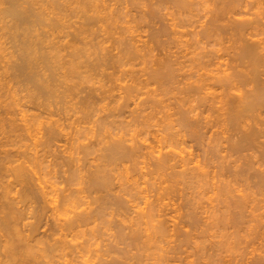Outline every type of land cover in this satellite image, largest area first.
Wrapping results in <instances>:
<instances>
[{"label":"rangeland","instance_id":"374dc122","mask_svg":"<svg viewBox=\"0 0 264 264\" xmlns=\"http://www.w3.org/2000/svg\"><path fill=\"white\" fill-rule=\"evenodd\" d=\"M1 1V0H0ZM60 1V3L61 2H63V5L62 6H64L63 8H64V10L62 9V12L64 13H61L59 16H57L58 15V13H56L57 11H56V9H55V11L53 10L54 8H50L48 5H46L45 3H44V7H46V11H47V13L49 12L50 13V16L51 17H56V21H58L60 18V20L58 21V23L56 24V26H57V28H56V26L54 27L53 25H52V27L50 28V25H49V28L51 29H49L48 27H43V30L41 29L42 27H40V29L42 30V31H46L48 34L50 33L51 34V36H50V34H49V36H48V41L50 40V47L51 46H53V45H56L57 44V46L58 47H60V46H62L60 49V51H61V57L63 58V60L65 61H69L71 58V55H72V53L73 52H75L76 51V49L77 50H79L78 48H86L85 49V51L87 50V49H89V50H87V52H85L84 54H86V55H84L83 54V52H84V49H83V52H82V54L83 55H81L82 57L79 59L80 60V62L82 61L84 64L86 63V65L84 66V64H81L84 68H81V70L82 69H84L83 71H84V73L87 71V69L88 70H90V71H87L86 73H89L88 75H90V76H88V80L86 81V80H83V79H81V81L79 80L78 81V79L76 80V81H74L75 83H77V89L75 88V90H73V94L71 93V94H69V95H66V98H64V99H61V101H58L57 99H55L57 102H54V101H47V100H44L43 98H37V97H34V99H33V97H32V95L30 94V92L27 90L28 88L27 87H25L24 85H22L21 83H18L16 80H18L16 77H14V78H12V75L14 76V74H11L12 73V71L10 72L9 71V69H8V67L11 65V61H13L14 60V57H13V59L11 58V57H9V55L11 54L12 55V53L11 52H13L14 50V40L13 39H11V37H10V35L8 34V36H4L3 37V35L4 34H7V32L5 33L3 30H0V31H3L4 32V34H1L0 36H1V39H2V44H0L1 46H2V50H1V48H0V62H2V63H0V94H3V96H1L0 95V118H2V120L0 119V158L1 157H3L5 154H4V152L3 151H8L9 153H13L14 155H15V157H14V160H16L15 162L16 163H18V164H16L15 163V165H14V163L13 164H6L5 166L9 169V167H11V166H16V165H19V164H23L24 163V165H25V167L27 166V168H28V170H30V178H32V179H30L29 181H31V184L30 185H34L35 184V188H39V187H45V191H47V192H49L50 190H52L53 188H54V185H55V188L53 189L54 191L52 192V194L50 195V196H47L48 198L47 199H49V198H51V197H53L54 199H55V202H52V201H50L49 200V202H51L52 204H50V203H47L46 204V206L45 207H47V209H46V212L48 213V214H46V216H47V219L45 218V220L44 221H42V226H41V228H40V230H38V232L40 231L41 233L42 232H44V231H42V230H46V232H48L50 229H48V228H51V227H48V225H51V222L52 223H54V224H52L53 226L52 227H55V225L56 224H59L57 221L59 220V222L60 223H64V222H66V220H70L74 215H75V213L76 212H80V211H84V210H89L90 209V207L91 208H97L96 210L94 209V215L95 216H99V218H100V215H98V214H102L103 213V211H104V208H106L104 205L106 204V205H108L109 203H110V206H112V208L111 209H109L110 208V206H109V208L108 209H105V211H106V213H105V215H107V216H104L105 218H104V220L102 221V219L103 218H100V220L99 221H97V222H94V225L93 224H91V226H90V224L89 225H85L84 226V229H83V231L81 232L79 229H81V228H78V229H76V231H74L72 234H69L70 236H68L66 239H67V241L68 240H71V245H77V243L79 244L78 246H80V244H81V246L79 247V249L78 248H76L75 250H77V251H75L73 248H74V246L72 247V253L73 254H71V253H67L66 255H59V256H56V258H54V262H53V264H65L66 263V261H67V263L66 264H78V263H83V264H85V263H87V264H100L101 262H102V264H108L109 263V261L111 260L112 261V264H114V262L116 263V259L114 260V258L115 257H118V256H116V255H120V256H126V257H133L134 255H136V254H138L139 255V258L141 259V260H143V261H141V260H137L136 261V258L135 257H133V260H131V262H130V260L128 261L129 262V264H136V262H137V264H139V262H141V264H162V263H165V264H203V262L205 263V261L207 260L208 261V259L210 258V254L212 255V254H217V253H215V250H216V248L215 247H213L214 245L216 246V244L217 243H220L221 244V241H224V240H228V242L230 241H233L234 239H233V234H232V232H234L235 230L231 227L232 225H230L229 227H230V229H229V227H228V225H227V227H225V226H223V225H221V224H224V223H219V222H217V223H219V225H217L216 223V225L214 224V227H212V225H210L211 227H212V230H211V227L209 226V224L210 223H212L213 221V219H214V214H213V206L215 205V207H217V205L219 204L220 206H218L217 208L219 209V210H216L215 208H214V211H217L218 213L219 212H222V211H220V209L222 208L221 207V205H223V204H220V203H218V202H220V199H219V201L218 200H214V197H216V196H214V194H213V188L212 187H210L209 188V191H212V192H209L208 193V191L206 190L205 192H203V194L204 193H206V194H204V198L201 196V190L202 189H200V187H199V189H197V190H200V191H197V190H193V189H190L187 185H186V183H184V182H180L179 183V186H177L178 185V183H177V185H176V183H174V180L172 179V178H170L169 176L171 175V171H178V169L180 170V168H175V169H170V170H168L167 169V172H165L164 170L163 171H158V172H160V173H158V172H156V174H152V171L154 170V165H153V167L151 166L153 163H154V160H155V158L154 157H152V155L151 154H149L151 151L150 150H152V148H157L158 150L160 149V150H162L163 148V150L166 152L167 150H170L171 148H172V150L174 149V151L177 153V152H180V154H181V151L183 152L182 153V156L185 154V158H187V157H189V156H191V157H193L194 159H196L195 160V162L197 161V160H199V158H200V160L201 161H204L205 159H207V156H208V158L210 157V155L209 154H206L207 152V148L209 147V146H218L217 148L219 149V152H218V154L219 155H224V154H227V155H230V154H234V153H230L231 152V150L229 149H227L228 148V145L229 144H231V143H235L234 141H235V139L240 135L239 133H237V131H236V135H233V134H235V132L232 130H230V131H226V133H224L225 131L224 130H222V128L223 129H225L226 130V128H229V127H224L225 125H222V124H219V128L217 127V126H215V128L213 127V128H211L210 130L212 131H210L209 130V128L208 129H206V130H209V131H207L206 132V134L203 136V139H196L195 137H193V135L190 133V131H188V132H185L186 130H184V131H182V129H181V126H179L180 124H178V122H177V119L179 118V113H178V111H177V109H179L180 110V108H181V105L182 106H187V104H189L190 102H185V99H181L182 97L184 98H186L187 97V95L186 96H183L184 94L183 93H179L180 91H182L183 90V88H184V85H185V81L187 80V79H184L183 78V76H179V75H182V74H188V73H193V71L191 70V69H193L194 68V64H193V66H192V62L190 61H188L187 62V56H188V53H189V51H190V53L191 52H203V51H207L208 49V51H217V53L218 54H222L223 52V54H222V56H223V58H222V56H221V60H219V61H225V59H226V61L227 60H229L230 61V55H234L235 53H236V51H235V53H234V50H236V46H235V44H237V43H235L234 44V46H233V43H234V40H232L233 38H231V37H229V36H231V35H229V36H226L227 38H231V40L233 41V42H231L230 41V39H227L225 36H224V39L221 37V40H219L220 41V43H214V45H211V44H204V43H202L201 45H200V47H197V46H195V48L194 47H191L193 44H194V42H192L195 38H197V37H195L194 38V35L196 34V32H198L199 30H201V28H202V26H198V25H204V24H202L203 22H205V21H207V18H208V15H210V14H208V10L212 7V5L210 4V6L211 7H209V4H205V0H201V2L202 1H205L204 3L202 2V5L204 4V6H201V4H197L196 6H194L195 8H193V10H191L192 11V13H190V14H188L189 16L188 17H184L185 18V20L186 21H188L189 22V24L191 23V26L188 24V22H186V26L185 25H182L181 27H179L178 28V26H180V24L178 25V26H176V25H174L173 24V22L175 23V24H177V22L179 23V22H181V20H184V18L182 19L181 17L182 16H180V15H178L180 12H178V10H177V8H175V6H173V5H170V6H168V4H165L166 6H168V7H165V5H164V7L163 6H161L159 3H158V1L156 2V1H153V0H99V2H96V4L97 3H99L98 4V6H100L98 9H96V8H94V9H96V10H98V11H96V14H95V10L92 8V9H90V11H89V7L88 6H85L86 8H84V5H85V3H87V5H89V4H91V5H89L90 6V8L92 7V2H91V0H89L90 1V3H88V0H84L85 2H84V5H82V3H83V0L81 1V0H79V1H81V2H79L78 0L76 1V0H59ZM87 1V2H86ZM94 1V0H93ZM95 1H97V0H95ZM95 1H94V4H95ZM140 2V3H138V2ZM146 1V2H145ZM246 1H248V0H246ZM252 0H249V3L251 2ZM253 1H255V0H253ZM65 2H70V3H65ZM74 2V3H73ZM152 2V3H151ZM153 2H156V4H158L157 6L155 5V3H153ZM198 2V1H197ZM65 3V4H64ZM75 3H77V4H75ZM79 3H81V4H79ZM107 3V4H106ZM117 3V4H116ZM145 3V4H144ZM148 3V4H147ZM252 3H254V2H252ZM48 4V3H47ZM62 4V3H61ZM102 4V5H101ZM135 4V5H134ZM0 5H1V3H0ZM67 5V6H66ZM79 5H81V7H83V10H84V14H83V10L81 9H79V8H81ZM104 5H105V7H104ZM107 5H109V6H107ZM140 5H142V7H141V9H140ZM153 5V6H152ZM1 6H3V5H1ZM43 6H39V7H41V8H43V10H44V7ZM52 6V5H51ZM69 6V7H68ZM77 6H79L78 8H77ZM107 6V7H106ZM114 6V7H113ZM135 6H137V7H135ZM146 6V7H145ZM159 6V7H158ZM205 6H208V7H205ZM249 7H247V6H242L241 7V9H245V10H248L247 12H249L250 10L252 11V9L254 10L255 8H256V6L257 5H253V6H255V8H252V9H250L251 8V3H250V5H248ZM252 6V7H253ZM23 7V8H22ZM27 7V8H26ZM48 7V8H47ZM66 7V8H65ZM70 7H72V8H70ZM109 7V8H108ZM118 8V9H116V8ZM119 7H121V8H119ZM170 7V8H169ZM246 7H247V9H246ZM1 8V7H0ZM3 8V7H2ZM21 8L24 10H27L28 8H29V4L27 5V3H26V5L25 4H23V5H21ZM49 8H50V10H49ZM68 8V9H67ZM106 8H107V10L109 11H107L106 10ZM130 10L129 12H128V9ZM157 8V9H156ZM174 8V9H173ZM207 8H208V10H207ZM48 9V10H47ZM51 9H52V11H51ZM71 9V10H70ZM74 9V10H73ZM78 9V10H77ZM117 11H116V10ZM122 9V10H121ZM144 9V10H143ZM146 9V10H145ZM161 9V10H160ZM2 9H0V11H1ZM66 10H68V11H66ZM75 10H77L76 12H75ZM102 10V11H101ZM127 10V11H126ZM153 10V11H152ZM158 11L159 10V12L158 13H160V14H156V16L154 15V13H152V12H154V11ZM245 10H244V12H245ZM257 10V8L255 9V11ZM65 11L67 12V13H65ZM75 13H74V12ZM82 11V12H81ZM85 11H86V13H85ZM89 13H88V12ZM94 13H93V12ZM104 11V12H103ZM107 11V13H105ZM113 11V12H112ZM125 11H126V16L124 15L125 14ZM138 11H140V12H138ZM145 11V12H144ZM149 11V12H148ZM151 11V12H150ZM175 11V12H174ZM204 11H205V13H204ZM207 11V12H206ZM255 11H252V12H255ZM55 12V13H54ZM69 12V13H68ZM79 12V13H78ZM110 12H112V13H110ZM114 12H115V14H114ZM118 12H119V16H118ZM122 12V13H121ZM244 12L242 13V14H244ZM1 13V12H0ZM48 13V14H49ZM74 13V14H73ZM88 13V14H87ZM98 13V14H97ZM144 13V14H143ZM182 13H184V12H182ZM63 14V15H62ZM66 14V15H65ZM72 14V15H71ZM81 14V15H80ZM85 15L86 14V16L87 17H83V15ZM105 15V16H103V15ZM109 14V15H108ZM153 14V15H152ZM208 14V15H207ZM242 14L239 16V15H237V17L236 18H238L239 17V19H240V17L241 18H244V16H247V18L249 17V19H252L253 18V14H252V18H251V15H250V13H249V15L247 14V15H244V16H242ZM62 15V16H61ZM65 15V17H64V20L62 19L63 18V16ZM68 15V16H67ZM72 17H71V16ZM77 15H79L78 16V18H77ZM92 15H94V16H92ZM129 15V16H128ZM133 15H136V16H133ZM141 16V17H139V16ZM143 15V16H142ZM207 16V18L206 17H204V16ZM61 16V17H60ZM114 18H112V17ZM118 16V17H117ZM125 16V17H124ZM145 16V17H144ZM154 16V17H153ZM158 16V17H157ZM167 16V17H166ZM173 16H174V18H173ZM177 16V17H176ZM180 16V17H179ZM74 17H76L75 18V21H74ZM94 18V19H92V18ZM95 17H97L96 19H95ZM102 17V18H101ZM108 19H107V18ZM132 17V18H131ZM144 17V18H143ZM166 17V18H165ZM168 17H169V19H168ZM171 17V18H170ZM70 18V19H69ZM82 18H83V20H82ZM101 18V19H100ZM103 18L105 19L106 18V21H104L103 20ZM116 18V19H115ZM119 18H121L120 20H119ZM154 18H156L155 20H153ZM202 18V19H201ZM246 18V17H245ZM246 18V19H247ZM78 19V20H77ZM118 19V20H117ZM133 19V20H132ZM141 19V20H140ZM143 19V20H142ZM146 19V20H145ZM147 19H148V22H147ZM158 19H159V21H158ZM161 19V20H160ZM173 19V20H172ZM204 19H205V21H204ZM1 20L2 19H0V24H1ZM55 20V19H54ZM82 20V21H81ZM100 20V21H99ZM109 20V21H108ZM111 20V21H110ZM113 20L115 21L114 23H112L113 22ZM132 20V21H131ZM165 20V21H164ZM171 20H172V22H171ZM178 20V21H177ZM198 20V21H197ZM200 20V21H199ZM4 22H2V23H4V24H8V23H5V21L6 20H3ZM67 21V22H66ZM80 21V22H79ZM84 21V22H83ZM108 21V22H107ZM117 21H119L118 23H116ZM127 21V22H126ZM130 21V22H129ZM137 21V22H136ZM141 23H140V22ZM149 21H150V23H149ZM170 21V22H169ZM176 21V22H175ZM201 21H203V22H201ZM10 24H11V22L10 21H8ZM71 22H73V23H71ZM103 22V25L101 24ZM123 22H125V23H123ZM134 22V23H133ZM139 22V23H138ZM199 22V23H198ZM67 23V24H66ZM76 25H75V24ZM90 25H89V24ZM108 23V24H107ZM122 23V24H121ZM126 23H127V25H126ZM145 23H147V25L145 24ZM166 25H165V24ZM169 23H170V25H169ZM198 23V24H197ZM201 23V24H200ZM81 24H83V25H81ZM93 24V25H92ZM104 24H106V25H104ZM117 24V25H116ZM155 24V25H154ZM158 24V25H157ZM164 24V25H163ZM171 24H172V26H171ZM2 25V24H1ZM64 25H66V26H64ZM69 25V26H68ZM72 25H73V27H72ZM81 25V26H80ZM109 25V26H108ZM119 25V26H118ZM123 25V26H122ZM197 25V26H196ZM7 25H5V27H6ZM9 26V25H8ZM42 26H44V25H42ZM45 26H47V25H45ZM59 26V27H58ZM61 26V27H60ZM65 27V29H63L64 27ZM75 26V27H74ZM93 26V27H92ZM112 26V27H111ZM149 26V27H148ZM162 26H164V28H169L170 29V31H172V32H168L167 31V28L166 29H164V31H163V27ZM176 26V27H175ZM184 26V27H183ZM2 27H4V25H2ZM85 27V28H84ZM96 27V28H95ZM98 27H100L99 29H98ZM115 27V28H114ZM117 27V28H116ZM121 27V28H120ZM127 27V28H126ZM156 27V28H155ZM197 27V28H196ZM199 27H200V29H199ZM1 28V27H0ZM47 28V29H46ZM53 28V29H52ZM68 28V29H67ZM74 28V29H73ZM91 28V29H90ZM93 28V29H92ZM103 28V29H102ZM110 28V29H109ZM123 28V29H122ZM124 28H125V30H124ZM172 28H173V30H172ZM185 28V29H184ZM196 30H195V29ZM2 29H4V28H2ZM113 29V30H112ZM129 29V30H128ZM168 29V30H169ZM177 31H176V30ZM182 29V30H181ZM4 30H6V28L4 29ZM64 31L63 33H62V31ZM70 30V31H69ZM79 30V31H78ZM82 30V31H81ZM86 30V31H85ZM90 30V31H89ZM105 30H106V32H105ZM123 30V31H122ZM193 30L195 31V32H193ZM68 31V32H67ZM74 31H75V33H74ZM81 31V32H80ZM85 31V32H84ZM105 32V33H103V32ZM111 31V32H110ZM120 32V33H116V32ZM127 31V32H126ZM151 31H152V33H151ZM160 31V32H159ZM162 31L163 32H165V31H167V33H169V34H167L166 32V34L167 35H165V33H162ZM175 31H176V33H175ZM183 31H184V33H183ZM46 32H43L44 33V35L46 36V38H47V33ZM60 32H61V34H60ZM108 32V33H107ZM116 34H115V33ZM133 32V33H132ZM155 32L158 34H156L155 35ZM174 32V33H173ZM187 32V33H186ZM0 33H2V32H0ZM53 33V34H52ZM70 33V35H68ZM93 33V34H92ZM97 33V34H96ZM112 33H113V35H112ZM123 33V34H122ZM128 33V34H127ZM151 33V34H150ZM160 33V34H159ZM162 33V34H161ZM171 33V34H170ZM178 33V34H177ZM191 33V34H190ZM195 33V34H194ZM74 34V35H73ZM85 34V35H84ZM90 34V36H87V35H89ZM105 34L106 35H108V36H105ZM118 34H120V35H118ZM127 34V35H126ZM140 34V35H139ZM148 34V35H147ZM175 34V35H174ZM186 35V37H185V35ZM194 34V35H193ZM227 34H229V33H227ZM57 35V36H56ZM102 35V36H101ZM130 35H132L133 36V38H132V36H130ZM151 35V36H150ZM169 35V36H168ZM179 35H181V36H179ZM225 35H226V33H225ZM64 36V37H63ZM68 36V37H67ZM80 36H82V37H80ZM98 36V38H100V39H98V38H95V37H97ZM104 36V37H103ZM111 36H113V37H111ZM117 36H119L118 37V39L116 38ZM120 36H122V37H120ZM140 36V37H139ZM153 36V37H152ZM250 36V35H249ZM248 36V37H249ZM264 35H262V37H263ZM10 37V38H9ZM56 37V38H55ZM62 37V38H61ZM87 37V38H86ZM112 38V40H111V38ZM125 37V38H124ZM149 37V38H148ZM151 37V38H150ZM158 37V38H157ZM165 37V38H164ZM168 37V38H167ZM171 37V38H170ZM173 37V38H172ZM177 37V38H176ZM247 37V38H248ZM259 37H261V36H258V37H256V39L257 38H259ZM6 38V39H5ZM53 38V39H52ZM67 38V39H66ZM69 38V39H68ZM105 38V39H104ZM109 38V39H108ZM114 38V39H113ZM116 38V39H115ZM121 38V39H120ZM122 38H123V40H122ZM153 38H154V40H153ZM162 38V39H161ZM187 38V39H186ZM0 39V40H1ZM21 39V38H20ZM55 39V40H54ZM77 39H78V41H77ZM88 39V40H87ZM94 39V40H93ZM102 39H104L103 41H102ZM152 39V40H151ZM164 39V40H163ZM178 39V40H177ZM191 40V42H192V45H191V42H190V40ZM223 39V40H222ZM227 39V40H226ZM9 40V41H8ZM11 40V41H10ZM13 40V41H12ZM76 40V41H75ZM91 40V41H90ZM107 40H109V41H107ZM112 42H111V41ZM120 40H121V42H124V41H128V42H132L131 44L133 45H131V44H129L131 47H130V49L132 48V47H135L134 45H136V47L135 48H132L133 49V51L135 50V52L137 51V49L138 48H140V49H138V51L139 52H137V53H135V54H138V57L137 56H135L134 54H132V55H129V56H126V53H127V55H128V53L130 54L131 52L132 53H134L133 51H130V52H128L129 51V49H126V48H124L125 50H123L122 48H123V46H121L120 44H121V42H120ZM143 40V41H142ZM150 40V41H149ZM158 40V41H157ZM174 40V41H173ZM176 40V41H175ZM253 40H255V37H254V39ZM56 41V42H55ZM63 41L65 42L64 43V45L66 46V49H65V46L62 44L63 43ZM68 41H70V42H68ZM90 41V42H89ZM119 41V42H118ZM179 41H180V43H179ZM185 41V42H184ZM226 41V42H225ZM228 41V42H227ZM13 42V43H12ZM79 42V43H78ZM96 42V43H95ZM104 42V43H103ZM157 42H160V43H157ZM166 42V43H165ZM184 42V43H183ZM187 42V43H186ZM189 42V43H188ZM223 42V43H222ZM5 43V44H4ZM11 43V45L9 46V44ZM52 43V44H51ZM56 43V44H55ZM59 43V44H58ZM94 43H95V45H94ZM100 43V44H99ZM108 43V44H107ZM114 43H115V45H116V48H115V46H114ZM137 43V44H136ZM182 43V44H181ZM186 43V44H185ZM212 43V44H213ZM80 44V45H79ZM87 44V45H86ZM106 44V45H105ZM145 44V45H144ZM175 44V45H174ZM189 44H190V46H189ZM218 44V45H217ZM4 45H6L5 47H6V51H4L5 49H3V46ZM69 45V46H68ZM79 45V46H78ZM98 45V46H97ZM103 45V46H102ZM149 45H150V48H149ZM153 45V46H152ZM184 45H185V47H184ZM196 45V44H195ZM211 45V46H210ZM220 45V46H219ZM0 46V47H1ZM7 46H8V48H7ZM72 46V47H71ZM91 46V47H90ZM95 46H97V47H95ZM99 46H101V47H99ZM105 46V47H104ZM112 46V47H111ZM121 48H120V47ZM162 46V47H161ZM174 46V47H173ZM182 46V47H181ZM99 47V48H98ZM119 47V48H118ZM144 47V48H143ZM180 47V48H179ZM191 47V48H190ZM197 47V48H196ZM212 47V48H211ZM231 47H235L234 49L233 48H231ZM62 48H63V50H62ZM76 48V49H75ZM90 48H92L91 49V51H90ZM100 48H101V50H100ZM103 48V49H102ZM114 48V49H113ZM118 48V49H117ZM201 48V49H200ZM205 48H208V49H205ZM231 48V49H230ZM65 49V50H64ZM74 49V50H73ZM97 49V50H96ZM108 49L109 50H111V51H109V52H107L108 51ZM118 51H117V50ZM131 49V50H132ZM144 49V50H143ZM194 49V50H193ZM197 51H196V50ZM203 49V50H202ZM222 49V50H221ZM10 50V51H9ZM13 50V51H12ZM102 50H104L103 52H102ZM107 50V51H106ZM112 50H113V52H112ZM120 50V51H119ZM146 50H147V52L150 54H148L147 52H146ZM160 50H162V51H160ZM175 51V52H173V51ZM218 50H219V52H218ZM225 50V51H224ZM2 51H4V52H2ZM64 51H67V53L65 52L64 53ZM116 51H117V53H116ZM140 51H141V54H140ZM152 51V52H151ZM154 51V52H153ZM166 51V52H165ZM215 51V52H216ZM223 51V52H222ZM78 51H76L75 53H77ZM101 52H102V54H101ZM121 52V53H120ZM144 52V53H143ZM172 52V53H171ZM194 52V53H195ZM228 52V53H227ZM6 53V54H5ZM89 53H91V54H89ZM104 53V54H103ZM111 53V54H110ZM113 53V54H112ZM118 53H119V58L117 57L118 56ZM145 53H147V54H145ZM175 53V54H174ZM187 53V55H185ZM190 53H189V56L188 57H191L193 54L191 53V55H190ZM227 53V54H226ZM69 54V55H68ZM90 55V57H89V55ZM108 54H110L109 55V57L107 58V56H108ZM120 54H123V55H120ZM124 54H125V56H124ZM145 54V55H144ZM166 54V55H165ZM224 54H225V56H224ZM230 54V55H229ZM10 55V56H11ZM92 55V56H91ZM98 55V56H97ZM104 55L106 56V57H104ZM141 55V56H140ZM173 55V56H172ZM177 55H178V57H177ZM183 55H185L186 57H185V61H183L182 59H184V58H182V56ZM217 54H215V56H216ZM3 56V57H2ZM8 56V57H7ZM87 56V57H86ZM111 56V57H110ZM143 56V57H142ZM172 56V57H171ZM213 56V55H212ZM211 56V59H215V56H213L212 57ZM229 56V57H228ZM5 57H6V59H5ZM66 57V58H65ZM101 57H103V58H101ZM131 57V58H130ZM134 57H137L136 59H133ZM179 58V57H181V58H179L178 59V63H175V64H173V65H175L176 67V69L177 70H179V72H177L176 70H175V68H173L174 66H172V67H170L171 68V70L173 71V72H175L176 74L175 75H177V76H179L178 78H176V79H178V80H180V81H183V79H184V84L183 83H179V85L178 84H175V86L174 85H172L173 83H170L169 85H165V86H162V87H160L161 85H159V83H157L155 80H153V78H152V76H153V74L155 73V71H158V67L160 68V67H162L163 65H164V61L166 62V60H167V58ZM217 57V56H216ZM219 57V56H218ZM225 57V58H224ZM232 57V56H231ZM234 57V56H233ZM2 58V59H1ZM70 58V59H69ZM98 58V59H97ZM107 60H106V59ZM143 58V59H142ZM145 58V59H144ZM165 58V59H164ZM168 58V59H169ZM229 58V59H228ZM4 59V60H3ZM12 59V60H11ZM69 59V60H68ZM82 59H84V60H82ZM116 59H117V61H116ZM119 59V60H118ZM124 59V60H123ZM180 59H181V61H180ZM222 59H224V60H222ZM62 60V61H63ZM99 60V61H98ZM160 60H161V62H162V64H161V62H160ZM171 60H173V59H171ZM175 60V59H174ZM173 60V61H174ZM212 60V61H213ZM216 61H217V59H215ZM214 60V61H215ZM92 63H91V62ZM97 61V62H96ZM101 61V62H100ZM102 61H104V62H102ZM111 61H113L112 63H111ZM115 61V62H114ZM119 61V62H118ZM121 61V62H120ZM169 61V60H168ZM177 61V60H176ZM87 62H88V65L90 66V68H88L89 66H87ZM94 62H95V64H94ZM124 62V63H123ZM128 62V63H127ZM179 62L180 63H182V64H179ZM184 62V63H183ZM231 62V61H230ZM10 65H9V64ZM64 63H66V62H64ZM90 63V64H89ZM117 63H120V64H122L123 66L122 67H120V64H119V68H118V64ZM126 63V64H125ZM160 65H159V64ZM191 63V64H190ZM225 63V62H224ZM97 64V68H98V70H96L97 68L95 67V65ZM101 64H103V67H102V65ZM110 64H112L111 66H110ZM158 64V65H157ZM185 64H188V65H185ZM9 65V66H8ZM91 65H93V66H91ZM162 65V66H161ZM183 65V66H182ZM99 66H101L100 68H99ZM182 67V68H180V67ZM186 66V67H185ZM107 67H109L108 68V70H107ZM111 67H112V69H111ZM212 67H213V69H216L215 68V65L213 66L212 65ZM86 68V69H85ZM91 68H92V70H91ZM94 68V69H93ZM102 68V69H101ZM114 68H115V70H114ZM155 68V69H154ZM157 68V69H156ZM169 68V67H168ZM170 68H169V70H170ZM173 68V69H172ZM187 68V69H186ZM8 69V70H7ZM64 71H63V70ZM61 70L63 71V73L65 74L67 71H66V69L65 68H62ZM161 69V68H160ZM180 69H181V71H183V73L180 71ZM184 69V70H183ZM190 69V70H189ZM212 69V68H211ZM52 70H54V69H52ZM52 70L50 71V72H48V73H51L52 72ZM59 70V69H58ZM86 70V71H85ZM94 70V71H93ZM96 70V71H95ZM104 70V71H103ZM122 70V71H121ZM154 71V73H151V72H153ZM9 71V72H8ZM57 70L55 69V72H56ZM62 71H60L59 70V72H60V74H62ZM125 71H126V73H125ZM191 71V72H190ZM55 72H52V73H55ZM58 72V73H59ZM94 72V73H93ZM96 72V73H95ZM101 72V73H100ZM109 72L111 73L110 74V77H111V75L113 76V75H115L116 74V76L114 77H109ZM128 72V73H127ZM185 72V73H184ZM215 72H216V70H215ZM2 73V74H1ZM93 73V74H92ZM99 73L101 74V76L99 75ZM102 73H103V75H102ZM107 73V74H106ZM170 73H171V71H170ZM194 73H196L195 71H194ZM147 74H149V75H147ZM152 74V76H150ZM63 75V74H62ZM85 75V74H84ZM93 76V77H92ZM103 76V77H102ZM150 76V77H149ZM4 77H5V79H4ZM99 77V78H98ZM101 77V78H100ZM105 77V78H104ZM139 77V78H138ZM8 78V79H7ZM11 78V79H10ZM94 78V79H93ZM114 80H113V79ZM137 78V79H136ZM149 79V81H147L146 79ZM183 78V79H182ZM93 79V80H92ZM97 79V80H96ZM103 79H105V80H103ZM145 79V80H144ZM151 79H152V81H151ZM14 80V81H13ZM73 80H75V79H72L71 81H73ZM112 80V81H111ZM134 80V81H133ZM140 80V81H139ZM85 81L87 82V84H85ZM91 81V82H90ZM95 81V82H94ZM98 81H100V86H99V84H98ZM136 81V82H135ZM138 81V82H137ZM146 81V82H145ZM188 81V80H187ZM186 81V82H187ZM80 82H83V84H81ZM94 82V83H93ZM105 82V83H104ZM141 82V83H140ZM143 82V83H142ZM152 84H151V83ZM189 82V81H188ZM73 83V82H72ZM71 83V84H72ZM91 83V84H90ZM103 85H102V84ZM149 85H147V84ZM155 83V84H154ZM176 83H178L177 81H176ZM2 84V85H1ZM68 84V83H67ZM89 84V85H88ZM108 84V85H107ZM133 84V85H132ZM137 84H139V85H137ZM141 84V85H140ZM151 84V85H150ZM181 84H183V85H181ZM5 85V86H4ZM11 85V86H10ZM92 85V86H91ZM101 85H102V87H101ZM107 87H106V86ZM129 85V86H128ZM147 85V88H149V89H146L145 88V86ZM156 85V86H155ZM178 85V86H177ZM20 86V87H19ZM82 86V87H81ZM85 86H88V87H85ZM95 86V87H94ZM127 88V90H128V88H133L134 86L136 87V86H138L137 88H136V92H138L137 94H136V92H133L132 93V95L133 96H131V93H129L128 95H129V102H128V100H126V102H124L125 101V97H127L126 96V94L125 93H127V90L126 91H124L126 88ZM131 86H133V87H131ZM168 88H170V86H172L169 90H167V87ZM174 86V87H173ZM183 88H182V87ZM3 87H4V89L5 90H7V92L3 89ZM25 87V88H24ZM79 87V88H78ZM105 87V88H104ZM124 87V88H123ZM134 87V88H135ZM152 87H154L155 88V90H152ZM156 87H158V89L156 88ZM163 87H164V89H163ZM179 87V88H178ZM10 88V89H9ZM27 88V89H26ZM64 88V87H63ZM82 88V89H81ZM98 90H97V89ZM100 88V89H99ZM103 88V89H102ZM140 88V89H139ZM145 88V89H144ZM153 88V89H154ZM166 88V89H165ZM172 88H173V90H172ZM176 88V89H175ZM178 88V89H177ZM21 89V90H20ZM123 91H122V90ZM137 89H139L138 91H137ZM151 89V90H150ZM156 89H157V91H156ZM160 89V90H159ZM2 90H3V92H2ZM15 90V91H14ZM61 91H62V88L60 89ZM82 90V91H81ZM92 90H93V92H92ZM101 90V91H100ZM113 90V91H112ZM141 90V91H140ZM147 90V91H146ZM161 90H162V92H161ZM163 90H165V91H163ZM171 90V91H170ZM178 90V91H177ZM12 91L14 92L13 94H12ZM25 91H26V93H25ZM74 91H75V93H74ZM77 91H78V93H77ZM95 91V92H94ZM100 91V92H99ZM112 91V92H111ZM149 91V92H148ZM154 91V92H153ZM174 91V92H173ZM5 92H6V94H5ZM19 92V93H18ZM83 92V93H82ZM88 92V93H87ZM97 92H98V94H97ZM104 92V93H103ZM122 92V93H121ZM131 92H132V90H131ZM143 92V93H142ZM156 92V93H155ZM170 92H172V93H170ZM178 92V93H177ZM79 93H81V94H79ZM96 94V95H98L97 96V98H99L98 100H99V102L98 101H96L95 102V98H89V100L88 101H92V100H94V101H92L93 102V104H92V102H86L87 101V98L88 97H90V95L92 94V97L94 96V94ZM102 93V94H101ZM106 93V94H105ZM111 93H113V95H111ZM121 93V94H120ZM152 95H151V94ZM175 93V94H174ZM177 93V94H176ZM77 94V95H76ZM85 94V95H84ZM87 94V95H86ZM99 94H101V95H99ZM142 94V95H141ZM148 94V95H147ZM150 94V95H149ZM158 96H157V95ZM163 94V95H162ZM171 94H173V95H171ZM180 94V95H179ZM183 94V95H182ZM21 97H20V96ZM81 95V96H80ZM125 97H124V96ZM136 95V96H135ZM146 95H147V97H146ZM153 95H156V97H157V101L159 102H157V104L156 103H152L153 101H147L146 102V100H149V99H151L152 97H155V96H153ZM166 97H165V96ZM176 95V96H175ZM24 96V97H23ZM31 96V97H30ZM69 98H68V97ZM77 96V97H76ZM87 98H86V97ZM100 96V97H99ZM101 96H104V97H101ZM110 96V97H109ZM116 96H117V98H116ZM142 96V97H141ZM180 96V97H179ZM113 97V98H112ZM136 99H135V98ZM139 97H140V99H139ZM144 97H145V100H144ZM151 97V98H150ZM155 97V98H156ZM169 97H171V99L169 98ZM12 98V99H11ZM74 98V99H73ZM77 98V99H76ZM97 98H96V100H97ZM102 98V100L100 101V99ZM105 98V100L103 101V99ZM138 98V99H137ZM149 98V99H148ZM175 99V102H174V99ZM190 97H188V99H189ZM36 99V100H35ZM43 99V100H42ZM71 99V100H70ZM72 99H73V103H74V101H75V105L72 103ZM113 99V100H112ZM117 101V103H115L116 101ZM122 99H124L123 101H121ZM133 99H134V101H133ZM142 99H143V101H142ZM154 99V98H153ZM152 99V100H153ZM166 99V100H165ZM169 99V100H168ZM179 99V100H178ZM2 100V101H1ZM16 100V101H15ZM18 100V101H17ZM42 100V101H41ZM77 100H78V102H77ZM84 100H86V101H84ZM110 100V101H109ZM4 101V102H3ZM46 101V102H45ZM67 101V102H66ZM69 101H71V103L69 102ZM137 101V102H136ZM154 101H156V100H154ZM170 101V102H169ZM181 101V102H180ZM182 101H184L185 103H187V104H184V103H182ZM189 101H191V99L189 100ZM3 102V103H2ZM8 102V103H7ZM16 103L14 106L12 105V104H14V103ZM18 102V103H17ZM32 102V103H31ZM34 102V103H33ZM36 102V103H35ZM40 102V103H39ZM53 102V103H52ZM62 102V103H61ZM77 102V103H76ZM95 102V103H94ZM108 102V103H107ZM109 102H112V103H109ZM122 102L125 104H122ZM135 102V103H134ZM143 102V103H142ZM173 104H172V103ZM176 102H177V104H176ZM179 102V103H178ZM194 102V104H195V101H194V99L191 101V103H193ZM7 103V104H6ZM10 103V104H9ZM27 103V104H26ZM64 103V104H63ZM79 103V104H78ZM83 103H86V104H83ZM91 103V105L90 106H88V104H90ZM99 103V104H98ZM106 103V104H105ZM137 103V104H136ZM147 103V104H146ZM153 105H152V104ZM160 103H161V106H160ZM163 103H165V107H164V104ZM170 105V104H172V106L170 105V106H168V104ZM5 104V105H4ZM21 104V105H20ZM33 104V105H32ZM43 104V105H42ZM46 104V105H45ZM57 104H59V105H57ZM61 104V105H60ZM69 104H70V106H69ZM95 104V105H94ZM101 104V105H100ZM111 104H113V105H111ZM141 104V106H139ZM145 104V105H144ZM197 104V103H196ZM195 104V105H196ZM77 105V106H76ZM107 107H105V106ZM120 105H123L122 107L120 106ZM156 105V106H155ZM157 105H159L160 107L159 108H157L158 106ZM17 106V107H16ZM19 106V107H18ZM57 106V107H56ZM59 106V107H58ZM76 106V107H75ZM84 106V107H83ZM87 106L89 107V111H88V108H87ZM94 106H99L98 108H100L99 110H98V108H96V107H94ZM162 106H163V109H162ZM177 106V107H176ZM178 106H179V108H178ZM189 106V105H188ZM187 106V108H189ZM190 106H194L193 104L191 105L190 104ZM3 107V108H2ZM22 107V108H21ZM24 107V108H23ZM66 107V108H65ZM69 107H70V109H69ZM71 107L75 110H73V109H71ZM75 107V108H74ZM104 107V108H103ZM113 107V108H112ZM137 107V108H136ZM138 107H140L139 109H138ZM142 107V108H141ZM150 107V108H149ZM167 107H169V108H167ZM174 107V109L176 110H173L172 108ZM11 108V109H10ZM52 108V110H50ZM78 108H79V110H78ZM84 108V109H83ZM91 108V109H90ZM93 108H94V110L96 109L97 111H94L93 110ZM106 108V109H105ZM110 108V109H109ZM112 108V109H111ZM146 108V109H145ZM177 108V109H176ZM184 108H186V107H184ZM20 109V110H19ZM49 109V110H48ZM77 109V110H76ZM114 109V110H113ZM142 109V110H141ZM159 109H161V111L159 110ZM59 110V111H58ZM62 110V111H61ZM69 110H71V111H69ZM81 110H83V112L81 111ZM86 110V111H85ZM111 110V111H110ZM136 110V111H135ZM140 110V111H139ZM156 110V111H155ZM159 110V111H158ZM162 110H163V112H162ZM61 111V112H60ZM65 111V112H64ZM94 111V112H93ZM100 111V112H99ZM109 111V112H108ZM138 111V112H137ZM165 111H166V113H167V117L168 118H166V113H165ZM174 111V112H173ZM198 111L200 112V109H198ZM197 111V112H198ZM7 112V114H4V113H6ZM9 112V113H8ZM64 112V113H63ZM75 112V113H74ZM101 114H99V113ZM114 112V113H113ZM158 112V113H157ZM168 112H169V115H168ZM171 112V113H170ZM198 112V113H199ZM15 113V114H14ZM60 113H62V114H60ZM74 113V114H73ZM77 113V114H76ZM80 113V114H79ZM81 113H82V115H81ZM98 113V114H97ZM146 113V114H145ZM149 113H151V115L149 114ZM162 113H164V115L162 114ZM173 113V114H172ZM195 113V112H194ZM191 114V116L193 117V115H194V117H196L197 116V114L195 113V114ZM38 114V115H37ZM51 114H52V118H49L50 116H51ZM121 114V115H120ZM140 114V115H139ZM149 114V115H148ZM209 114H211L210 112L208 113V112H206V113H204L203 114V116H205V117H208V116H211V115H209ZM3 115H6V116H3ZM15 115V116H14ZM20 115V116H19ZM56 115V117H53V116H55ZM90 115V116H89ZM95 117H93V116ZM98 115H99V117H98ZM102 115H103V117H102ZM111 115V116H110ZM114 117H113V116ZM132 115V116H131ZM145 115V116H144ZM172 115V117H170ZM176 115V116H175ZM196 115V116H195ZM208 115V116H207ZM10 116V117H9ZM17 116V117H16ZM22 116V117H21ZM24 116V117H23ZM40 118H39V117ZM63 116V117H62ZM108 116H110V118L108 117ZM117 116H119V117H117ZM121 116V117H120ZM141 116V117H140ZM143 116H144V118H143ZM155 116V117H154ZM162 116V117H161ZM213 116H215V114H213L212 115V117ZM7 117V118H6ZM32 117H36L35 119H36V121H35V119L33 120V118ZM48 117V118H47ZM59 117V118H58ZM152 117V118H151ZM178 117V118H177ZM211 117V118H212ZM21 118V119H20ZM26 120H25V119ZM61 118V119H60ZM98 119V121L97 120H95V119ZM102 118V119H101ZM112 118V119H111ZM137 118H139V119H137ZM162 120H161V119ZM166 118V119H165ZM14 121H13V120ZM28 119H30L29 121H28ZM33 120V123L32 124H34V125H31V122H32V120ZM50 119V120H49ZM55 120V121H52V120ZM56 119H58V121L56 120ZM105 119H106V121H105ZM141 119H142V121H141ZM146 119V120H145ZM150 119V120H149ZM174 119V120H173ZM213 119V118H212ZM4 120V121H3ZM9 120H11L13 123H17V125H14L12 122H10ZM93 120H95V121H93ZM104 120V121H103ZM134 120V121H133ZM145 120V121H144ZM147 120H148V122H147ZM168 120V121H167ZM20 121V122H19ZM35 121V122H34ZM97 121V122H96ZM101 123H100V122ZM103 121V122H102ZM140 121V122H139ZM151 121V123H149ZM164 121V122H163ZM172 121V122H171ZM3 122H5V123H3ZM10 122V128H9V124L8 123ZM37 122V123H36ZM44 122V123H43ZM46 122V123H45ZM49 122H53V123H49ZM137 122V123H136ZM143 124H142V123ZM168 122V123H167ZM176 122V123H175ZM30 125H29V124ZM49 125H48V124ZM96 125H95V124ZM99 123V124H98ZM106 123V124H105ZM110 124V125H108V124ZM130 123V124H129ZM134 123H135V125H134ZM145 123H147V124H145ZM148 123H149V126H147L148 125ZM174 123V124H173ZM27 124V125H26ZM44 124H45V126H44ZM47 124V125H46ZM162 124H164V125H162ZM178 124V125H177ZM7 125V127H5V126ZM11 125H12V127H13V125L14 126H16L18 129H19V131H15V133L14 132H12L11 133V131H14V130H9V129H13L12 127H11ZM23 127H22V126ZM26 125V126H25ZM52 125V127L53 128H55L54 130H55V138L53 139V141L49 144V146L51 145V148L48 146V145H46V138H47V136L48 135H46L47 134V130H49L48 128L50 127ZM220 125L222 126V128L220 127ZM2 126L3 127H5L6 129H7V131H6V129L5 128H2ZM29 126V127H28ZM30 126H32V130H31V127ZM57 126V127H56ZM108 126V127H107ZM144 126H146V127H144ZM25 127V128H24ZM106 127V128H105ZM124 127V128H123ZM162 127V128H161ZM216 127H217V129H216ZM2 128V129H1ZM21 128H23L24 129V131H22L21 132ZM170 128H171V130H170ZM176 128V129H175ZM104 129V130H103ZM106 129V130H105ZM121 130V131H118V130ZM123 129V130H122ZM169 129V130H168ZM179 129V130H178ZM214 129V130H213ZM229 129H233L232 127L231 128H229ZM4 130V131H3ZM108 130H109V133H108ZM111 130V131H110ZM179 131V134L177 135V133H178V131ZM205 130V131H206ZM221 130V131H220ZM228 130V129H227ZM10 131V132H9ZM107 131V132H106ZM124 131V132H123ZM169 131V132H168ZM176 131V132H175ZM180 131H182L181 133H180ZM205 131H204V133H205ZM222 132L221 134L222 135H218V136H216V133L217 132ZM224 131V132H223ZM25 134H24V133ZM111 132V133H110ZM118 132V133H117ZM127 132V133H126ZM170 132H172L171 134H170ZM213 132H216L215 133V137L212 139H210L209 140V137L210 136H212L213 134ZM30 133H31V135H30ZM112 133H114V134H112ZM17 134H18V136H17ZM21 134V135H20ZM35 134V135H34ZM78 134H80V135H78ZM106 134V135H105ZM108 134V135H107ZM115 134H118L117 136L115 135ZM168 134V135H167ZM169 134L171 135V136H173V134H174V137H176V139H181V140H179L180 142H178V140H171V139H169V138H172L171 136H169ZM190 134L192 135V136H190ZM200 134H202V132L200 133ZM212 134V135H211ZM239 134V135H238ZM9 137H8V136ZM18 137H16V136ZM61 135V136H60ZM78 136V139H77V136ZM124 135H126V136H124ZM132 135V136H131ZM134 135H135V137H134ZM162 135H163V137H162ZM167 135V136H166ZM184 137H182V136ZM231 135H232V137H231ZM5 138H4V137ZM7 136V137H6ZM12 136V137H11ZM22 136V137H21ZM24 136V137H23ZM32 136V137H31ZM33 136H35V137H33ZM83 136V137H82ZM86 136V137H85ZM114 136H115V138H114ZM120 136H123V137H127V138H125V139H131V141L133 142H130L129 140L128 141H126V145L127 146H132L135 142H137V146H138V144H139V146H141V148H142V151H141V153H145L144 155L142 154V156H143V159H144V162H143V159H141L142 158V156L140 157V158H138L137 160V163L135 162V161H133V160H131L130 162L131 163H129L128 161L126 162V161H124V162H122V161H116V162H114L115 164L117 163V165H115L113 162H112V164H110L111 166H108L106 163H105V161L103 160L104 159V156L106 155V153L105 152H107L106 151V148H107V146L110 144V143H112V140H113V138L115 139V140H117ZM136 136H137V138H136ZM165 136H166V138H165ZM178 136V137H177ZM225 136V137H224ZM228 136V137H227ZM2 137H3V139H2ZM26 137V138H25ZM28 137V138H27ZM80 137V138H79ZM122 137V138H123ZM128 137H130V138H128ZM134 137V138H133ZM141 139H140V138ZM182 137V138H181ZM188 137V138H187ZM207 137V138H206ZM217 137V138H216ZM219 137V138H218ZM223 137V138H222ZM7 138V139H6ZM10 138V139H9ZM17 138V139H16ZM20 138V139H19ZM30 138V139H29ZM37 138H39V139H37ZM107 138H108V140H107ZM144 138V139H143ZM160 138V139H159ZM190 138V139H189ZM234 138V139H233ZM239 138V137H238ZM2 139V140H1ZM33 139V140H32ZM56 139V140H55ZM61 139H62V141H61ZM71 139H72V141H71ZM105 139H106V141H105ZM110 139V140H109ZM112 139V140H111ZM132 139H134L135 140V142H134V140H132ZM192 139V140H191ZM208 139V140H207ZM219 139V140H218ZM221 139V140H220ZM233 139V140H232ZM5 140V141H4ZM10 140H11V142H10ZM27 140V141H26ZM31 140V141H30ZM39 140V141H38ZM46 140V141H45ZM76 140V141H75ZM101 140V141H100ZM159 140V141H158ZM170 140V141H169ZM182 140H183V143H182ZM184 140H186V141H184ZM189 140V141H188ZM225 140V141H224ZM7 141V142H6ZM35 141V142H34ZM38 141V142H37ZM45 141V145H43L44 142ZM58 141H60V142H58ZM98 143H97V142ZM141 141V142H140ZM168 141H169V143H171V144H169L168 143ZM173 141H175V142H172ZM203 141V142H202ZM213 141V142H212ZM230 141H232V142H230ZM237 141V140H236ZM3 142V143H2ZM37 142V143H36ZM56 142V143H55ZM187 144H186V143ZM202 142V143H201ZM207 142V143H206ZM215 142H216V144H215ZM218 142V143H217ZM39 143V144H38ZM54 143V144H53ZM58 143V144H57ZM64 143L66 144V145H64ZM80 143V144H79ZM132 143V144H131ZM145 143V144H144ZM149 143H151V144H149ZM211 143V144H210ZM220 143V145H218ZM8 144H9V147H8ZM19 144V145H18ZM41 144V145H40ZM91 144V145H90ZM108 144V145H107ZM131 144V145H130ZM141 144V145H140ZM160 144V145H159ZM168 144V145H167ZM174 144H176V146H178L177 148H173L171 145H174ZM198 144V145H197ZM201 144V145H200ZM232 144V145H233ZM53 145H55V146H53ZM80 147H82L80 150H79V146ZM88 145V146H87ZM104 145V146H103ZM135 145H136V143H135ZM143 145H147L146 147L145 146H143ZM149 145H151V146H149ZM193 145V146H192ZM204 146V148H202L203 146ZM19 146V147H18ZM32 146V147H31ZM35 146V147H34ZM45 146H48V147H45ZM59 146V148H57V147ZM76 146V147H75ZM77 146H78V148H77ZM99 146V147H98ZM156 146V147H155ZM158 146V147H157ZM160 146V147H159ZM161 146L163 147V148H161ZM165 146L167 147V146H169V147H167V148H165ZM175 146V147H176ZM198 146V147H197ZM208 146V147H207ZM219 146H221V147H219ZM37 147V148H36ZM41 147V148H40ZM86 147V148H85ZM101 147V148H100ZM152 147V148H151ZM171 147V148H170ZM196 147V148H195ZM4 148V149H3ZM8 148V149H7ZM21 148V149H20ZM35 148V149H34ZM39 148V149H38ZM43 148V149H42ZM56 150H55V149ZM75 148V149H74ZM148 148V149H147ZM203 149V151H201L202 149ZM230 148V147H229ZM11 149V150H10ZM25 149V150H24ZM38 149V150H37ZM51 149V150H50ZM58 149H59V151L61 152H59L58 151ZM61 149H63V151L61 150ZM68 150V151H66V150ZM89 150V151H87V150ZM155 149H153V150H155ZM156 149V150H157ZM183 149V150H182ZM224 149V150H223ZM10 150V151H9ZM34 150V151H33ZM49 152H48V151ZM77 150V151H76ZM148 150V151H147ZM162 150V151H163ZM198 150V151H197ZM200 150V151H199ZM204 150H205V152H204ZM223 150V151H222ZM30 151V152H29ZM32 151V152H31ZM40 151V152H39ZM87 151V152H86ZM101 151V152H100ZM146 151V152H145ZM150 151V152H149ZM188 151V152H187ZM193 151V152H192ZM38 152V153H37ZM53 152V153H52ZM57 152V153H56ZM59 152V153H58ZM79 152V153H78ZM82 152V153H81ZM94 152V153H93ZM147 152H149V153H147ZM168 152V151H167ZM185 152H187V153H185ZM244 152V151H243ZM11 153V154H12ZM30 153V154H29ZM33 153V154H32ZM68 155H67V154ZM70 153V154H69ZM194 153H195V155H194ZM230 153V154H229ZM246 153L247 154H249L247 151H246ZM245 152L244 153H240V154H243V156H245L244 154H246ZM35 154H36V156H35ZM47 154V155H46ZM56 154H58L57 156L58 157H54ZM85 154V155H84ZM91 154V155H90ZM148 154V155H147ZM189 154H191V155H189ZM205 154V155H204ZM246 154V155H247ZM32 155V156H31ZM79 155V156H78ZM80 155H81V158H80ZM104 155V156H103ZM147 155V156H146ZM151 155V156H150ZM155 156H156V154H154ZM177 155H178V158H177V160L179 159V157H181V156H179V154L177 153ZM186 155H187V157H186ZM189 155V156H188ZM194 155V156H193ZM236 155H238V154H236ZM235 155V157H234V159L235 158H238L237 156ZM18 156V157H17ZM46 156V157H45ZM49 156V157H48ZM73 158H72V157ZM199 156V157H198ZM205 158H204V157ZM238 156H240V157H242V155H238ZM35 157V158H34ZM36 157H37V159H38V162L36 161L37 159H36ZM52 157H54V159H52ZM67 157V158H66ZM69 157V158H68ZM196 157V158H195ZM24 158V159H23ZM33 158V159H32ZM46 158H48V159H46ZM56 158V159H55ZM79 158H80V160H79ZM154 158V159H153ZM39 159H40V161H42L43 162V160H44V162H43V164H41V166H39ZM43 159V160H42ZM63 159V160H62ZM83 159H84V161H83ZM98 159H99V161H98ZM153 159V162L151 161ZM188 159V158H187ZM189 159L191 160V158L189 157ZM33 160V161H32ZM70 160V161H69ZM73 160V161H72ZM78 160V161H77ZM148 160H150L152 163H150V161H148ZM181 160V159H180ZM7 161H8V159L6 160V163H7ZM22 161H24V162H22ZM26 161V162H25ZM71 161H72V163H71ZM94 161V162H93ZM97 161V162H96ZM103 161H104V163H103ZM141 161H142V163H141ZM148 161V162H147ZM179 161V160H178ZM220 161V160H219ZM242 161V160H241ZM22 162V163H21ZM37 162V163H36ZM53 162V163H52ZM55 162V163H54ZM101 162V163H100ZM147 162V163H146ZM195 162H192V166L194 165L193 163H195ZM217 160H216V162L215 163H210L211 165L208 167H206V168H208V171H213L214 170V165H217L218 166V164H217ZM35 163V164H34ZM49 163V164H48ZM58 164V166L56 165L55 166V164ZM75 163V164H74ZM87 164V165H85V164ZM91 163V164H90ZM134 163V164H133ZM136 163V164H135ZM80 164V165H79ZM83 164V165H82ZM130 164V165H129ZM150 164V165H149ZM238 164H240V160L238 161ZM34 165H36V167L34 166ZM43 165V166H42ZM82 165V166H81ZM100 165V166H99ZM133 165H134V169L132 168L133 167ZM137 165V166H136ZM143 165V166H142ZM144 165H145V167L146 168H144ZM214 167H213V166ZM46 166V167H45ZM92 166H94V167H92ZM100 168H99V167ZM104 166V167H103ZM120 166V167H119ZM129 168H128V167ZM130 166H132V167H130ZM141 166V167H140ZM216 166V167H217ZM54 167H56V168H54ZM57 167H58V169H57ZM60 167V168H59ZM69 167V168H68ZM77 167H79V169L77 168ZM84 167V168H83ZM88 167V168H87ZM91 167V168H90ZM115 167V168H114ZM118 167V168H117ZM127 169H130V170H125L126 168ZM137 167V168H136ZM152 167V168H151ZM13 168V167H12ZM11 168V169H12ZM30 168V169H29ZM35 168V170H33ZM54 168V169H53ZM72 168V169H71ZM77 168V169H76ZM106 168V169H105ZM107 168H111L112 169V171L110 170V171H108L109 169H107ZM139 168V169H138ZM141 168V169H140ZM213 168V169H212ZM57 170V172H56V170ZM97 169H101V170H107V172H109V175L111 176V181H112V183H114V184H112L111 183V185H110V187L108 188V189H101L100 191H101V193H100V191L98 190V191H94L93 190V192L90 190L89 191V189L87 188V186H88V184H84V182L85 183H88V181H89V175H91L93 172H96L97 171ZM114 169V170H113ZM115 169H117V170H115ZM148 169H150L149 171H151V169H152V171L149 173L148 172V174L149 175H147V171H148ZM40 170V171H39ZM53 170V171H52ZM75 170H76V172H75ZM81 172H80V171ZM84 172H83V171ZM89 170V171H88ZM124 170H125V172H124ZM166 170V169H165ZM59 171V172H58ZM68 171V172H67ZM98 171H100V170H98ZM120 171H122V172H120ZM127 171V172H126ZM140 171V173H138ZM141 171H142V173H141ZM48 172V173H47ZM51 172V173H50ZM64 172V173H63ZM129 172V173H128ZM162 172V173H161ZM171 172V173H170ZM39 173V174H38ZM67 173H69V174H76V175H78V177L76 178L77 180H75V181H73V185L72 184H68L67 183V180H65L66 179V177H68V176H70L69 174L67 175ZM81 173V174H80ZM84 175H83V174ZM128 173V174H127ZM135 173V174H134ZM146 175H144V174ZM154 173V172H153ZM167 173H168V175H167ZM58 174V175H57ZM120 174H121V176H120ZM123 174V175H122ZM126 174V175H125ZM129 174H130V176H129ZM137 174V175H136ZM151 174H152V176H151ZM164 174H165V176H164ZM49 175V176H48ZM52 175V176H51ZM80 175V176H79ZM140 175H142V178H141V180H140ZM157 175H158V177H157ZM15 176V175H14ZM14 176H12V175H10V176H7L6 178H5V180H3V181H5V182H3L2 183V186L0 185V204L1 203H5V202H11L10 204H13V208H15V210L14 211H16L17 212V209L19 210L18 212H17V214H15V215H17V216H19V221H16V219H15V221L16 222H18V223H16L15 221H12V227L14 228H16L17 230H18V232H21V233H23V234H27L28 233V223H30L31 221H34V220H31V219H27V215H25L26 213V207H27V209L29 208V206L30 205H36V204H34V203H37L36 201L35 202H33L35 199L34 198H32V196H31V199H30V201H26V200H21V197L19 198V196L20 195H18L17 193H20V190H21V186H23V185H19V183H18V180H16L15 178L16 177H14ZM66 176V177H65ZM88 176V177H87ZM136 176V177H135ZM154 176H155V179H154V182H155V185H154V187H159L158 185H160V184H162V185H160V186H165V184L166 183H161L162 181L163 182H167V184H169V186L170 185H172L171 184V180L173 181L172 183H174L175 185H176V190L173 188V189H168V190H170L171 192L168 194H166V197H165V199H168L167 201H166V203L168 202L169 203V205L170 206H168L167 207V209H166V212H167V216L165 215V218L168 220H166V227H168L167 228V232H166V234H165V237L163 238L162 237V240L163 241H161L160 242V239H159V242H157L155 245H156V247H155V245L154 244H151L149 247L147 246V247H144L145 248V250L144 249H142L141 251H138L137 250V248L136 247H132V248H130L129 246H125V244H123L122 242H120L119 240L117 241V237H116V234L118 235V230H119V228L120 227H122V229L121 230H123V228H124V230H125V232L127 233V232H129L130 231V228L135 224V221L136 220H132V218L131 217H133V219H138V218H136L137 216H136V214H137V212H139V209L140 208H143V207H145L146 205V201H149V200H153V198H155V196L157 195V191L156 190H153L154 188H152L153 186H151V184L153 185L154 183L152 182L153 181V179H150V178H154ZM59 177V178H58ZM124 177H126V179H124ZM128 177V178H127ZM129 177H130V181H129ZM147 177V178H146ZM163 177V178H162ZM165 177H168V178H165ZM8 178H9V181L11 182V187L15 190H13L11 187H10V185H9V189H11L12 191H11V193H9V194H11V195H8V196H10V200H9V197L8 196H6L7 198L6 199H4V197H3V195L1 194L2 192L4 193V190H5V186H7L8 184H10V182L8 181ZM40 178V179H39ZM87 178V179H86ZM139 178V179H138ZM150 179V180H146V179ZM156 178H159V179H161L162 178V180H159V179H156ZM165 178V179H164ZM218 178V177H217ZM215 179L214 178V180L213 179H211L210 181H211V183L214 181V182H216L217 180H219V179ZM39 179V180H38ZM52 179V180H51ZM59 179V180H58ZM61 179V180H60ZM118 179V180H117ZM128 179V180H127ZM164 179V180H163ZM167 179H169L170 181H168ZM14 180H16V181H14ZM49 180V181H48ZM83 180V181H82ZM114 180V181H113ZM115 180H116V182H115ZM123 180V181H122ZM128 181V183H127V181ZM132 180H133V182H132ZM136 180V181H135ZM144 180V182H142ZM167 180V181H166ZM194 180V179H193ZM193 180H192V182H193ZM8 181V182H7ZM34 181H36L35 183H33ZM53 181V182H52ZM79 183H78V182ZM87 181V182H86ZM126 181V182H125ZM135 181V182H134ZM138 181V182H137ZM146 181V182H145ZM159 181H161V182H159ZM59 182H62V183H59ZM147 182H148V184H147ZM152 182V183H151ZM16 183V184H15ZM54 185H53V184ZM56 183V184H55ZM63 183H64V186H63ZM80 183H81V185H80ZM83 183V184H82ZM127 185H125V184ZM133 183H135V184H137L136 186H138V188L139 189H137L138 191L139 190H141V191H139V192H137V190H136V192H134V193H136V196H133L134 194H132V196H133V199L135 198V197H137V195H138V197L136 198V199H138L136 202H134V200L132 199V197H131V194H130V197H129V195H128V193H127V190H128V192H129V188L130 189H132V186L133 187H135V184L133 185ZM143 183V184H142ZM145 183V184H144ZM158 183H160V184H158ZM194 183V182H193ZM197 183V182H196ZM195 183V185L197 186V184ZM6 184V185H5ZM13 184H14V187H13ZM59 184H61V185H59ZM68 184V185H67ZM124 184V185H123ZM131 184H132V186H131ZM166 184V185H167ZM180 184H182V185H184V186H182V185H180ZM238 185H235V187L236 186H238V187H236V188H239L240 187V184L239 183H237ZM4 185V186H3ZM18 185V186H17ZM28 185H29V183H28ZM43 185V186H42ZM49 185H51V187H52V185H53V188H51L50 190L48 189V188H50V186ZM78 185V186H77ZM113 185V186H112ZM122 185V186H121ZM141 185L143 186V187H141ZM150 185V186H149ZM189 185V184H188ZM46 186H49V187H46ZM67 186V187H66ZM70 186H72V187H70ZM84 186H85V189H83L84 188ZM121 186V187H120ZM126 186V187H125ZM128 186H129V188H128ZM145 186H148V187H145ZM186 186V187H185ZM192 186V185H191ZM196 186H193V187H196ZM2 187H3V189H2ZM5 187V188H4ZM8 187V186H7ZM33 187V188H34ZM165 187H167V186H165ZM182 188V190H181V188ZM188 187V188H187ZM234 187V188H235ZM242 187V186H241ZM18 188H20V189H18ZM76 188H78V189H76ZM124 188H125V190L126 191H123L124 190ZM183 188H185V189H183ZM192 188V187H191ZM56 189V190H55ZM68 189H69V191L70 190H74V191H76V192H78L77 194H78V197L79 198H82V199H79L78 197L75 199V201L73 202V203H71L70 205H68V203L67 204H62V205H60V203H59V201H58V199L59 200H61V198H62V195L66 192H68ZM76 189V190H75ZM80 189L82 190L81 192H80ZM87 189V190H86ZM135 189V188H134ZM143 189V190H142ZM144 189H145V191H144ZM152 189V190H151ZM156 189V188H155ZM187 189H188V191H187ZM196 189V188H195ZM240 189H243V188H240ZM3 190V191H2ZM18 190V191H17ZM49 190V191H48ZM66 190V191H65ZM86 192H85V191ZM110 190V191H109ZM121 190V191H120ZM178 190V191H177ZM194 193V191H195V197L193 196V193L191 192V191ZM236 190H239V189H236ZM236 190L234 191V193L236 194V196L237 195H239V193H240V191L237 193L236 192ZM9 191V190H8ZM13 191L15 192V193H13ZM37 191V190H36ZM39 192L40 191H42V190H38ZM55 191H57V192H55ZM65 191V192H64ZM134 191V190H133ZM142 191H143V193H142ZM155 191V192H154ZM174 191V192H173ZM181 191H183V192H181ZM187 191V192H186ZM189 191H190V193H189ZM253 191H256V189H254ZM17 192V193H16ZM64 192V193H63ZM91 192H92V194H91ZM97 192V193H96ZM113 192V193H112ZM122 192H123V194H122ZM125 192V193H124ZM181 192V193H180ZM200 194H199V193ZM80 193V194H79ZM103 193V194H102ZM117 193V194H116ZM138 193V194H137ZM141 193V194H140ZM156 193V194H155ZM176 195H175V194ZM182 193H184V194H182ZM186 193H187V196H186ZM189 193V194H188ZM234 193H233V195H234ZM241 193H243L242 191H241ZM111 196H110V195ZM122 194V195H121ZM139 194H140V196H139ZM174 194V195H173ZM196 194H199V196L197 197L196 196ZM118 195V196H117ZM121 195V196H120ZM154 195V196H153ZM182 195H183V197H182ZM217 195V194H216ZM254 195V194H253ZM252 195V196H253ZM36 196V195H35ZM35 196H33V197H35ZM57 196V197H56ZM97 196V197H96ZM121 197V198H123V200L127 203L126 204V206H125V209H123L122 211H120V213H119V209H117L116 207H115V205H113V204H111V202H112V200L114 199H112L111 197ZM124 196H126V198L127 199H125V197ZM149 196V197H148ZM151 196V197H150ZM171 196V197H170ZM175 196V197H174ZM186 196V197H185ZM193 196V197H192ZM235 196V195H234ZM252 196H251V198H252ZM255 196H256V198H255ZM15 197V198H14ZM142 197V198H141ZM178 197V198H177ZM200 197H202L201 199H200ZM221 197V196H220ZM220 197H218V198H220ZM259 197H262V196H258L257 194H255L254 196H253V198L252 199H250V202H251V200H254V198H255V203H252L253 205H254V208H255V210H254V208H253V211L251 210L252 209V207H253V205L252 204H250V202H249V204H248V210H247V214H251L250 215V219L249 218H247V217H245V219H247L248 221L249 220H251L250 222H249V225H250V223H251V226H253V228H254V226L255 227H257V225L259 224V226L255 229V232H256V230H257V232L259 231L260 233H262V236H260V240L259 241H256V251L253 253L254 255H259V254H261V255H264V240H262V239H264V218H262V217H264V216H262L264 213V201H262V203H260L259 201H260V199L262 200V198H260V199H258ZM16 199L17 198V200H15L14 201V199ZM40 198V197H39ZM38 198V199H39ZM151 198V199H150ZM172 200H170V199ZM176 198V199H175ZM189 199V201H188V199ZM192 198H197L196 200H194V199H192ZM223 198V197H222ZM33 199V201H31ZM78 199V200H77ZM95 199H96V202H95ZM104 199V200H103ZM109 199V200H108ZM112 199V200H111ZM143 199V200H142ZM146 199H148V200H146ZM175 199V200H174ZM190 199L192 200V204H191V202H190ZM258 199V200H257ZM28 200V199H27ZM87 202H86V201ZM184 200V201H183ZM185 200L187 201V202H185ZM38 201V200H37ZM40 201V203L41 202H43L42 200H39ZM38 201V202H39ZM77 201H78V203H77ZM98 201V202H97ZM130 201V202H129ZM145 201V202H144ZM195 201V202H194ZM221 201H222V199H221ZM17 204H16V203ZM33 202V203H32ZM58 204H57V203ZM85 202V203H84ZM93 204H92V203ZM107 202V203H106ZM109 202V203H108ZM22 203V204H21ZM32 203V204H31ZM84 203V204H83ZM89 203V204H88ZM92 205H91V204ZM97 203V204H96ZM103 203H104V205H103ZM136 203V204H135ZM195 203V204H194ZM198 205H197V204ZM222 203V202H221ZM257 203V204H256ZM258 203H259V205L260 206H258ZM9 204V203H8ZM27 204V205H26ZM78 204V205H77ZM80 204V205H79ZM82 204L84 205V206H82ZM99 204H100V206H102V207H99L98 208V206H99ZM102 204V205H101ZM140 204H142V205H140ZM143 204H144V206H143ZM173 204V205H172ZM189 204V205H188ZM190 204L192 205L191 207H190ZM18 205V206H17ZM38 205V204H37ZM47 205H49V206H47ZM58 205H60V206H58ZM66 205V206H65ZM73 205V206H72ZM75 205H76V207H75ZM133 205V206H132ZM137 205H138V207H137ZM175 205V206H174ZM201 205V206H200ZM257 205V206H256ZM263 205V206H262ZM23 206V207H22ZM32 206H30V207H32ZM69 206V207H68ZM72 206V207H71ZM82 206V207H81ZM90 206V207H89ZM97 206V207H96ZM113 206L116 208H114L113 209ZM129 206V207H128ZM132 206V207H131ZM193 206H194V208H193ZM250 206H251V211L249 212V208H250ZM53 207V208H52ZM55 207V208H54ZM86 207V208H85ZM127 207V208H126ZM132 209H131V208ZM133 207H134V209L135 210H133ZM174 207V208H173ZM190 207V208H189ZM195 207H196V209H195ZM199 207V208H198ZM200 207H202V208H200ZM209 207H211V208H209ZM213 207V208H212ZM262 207V208H261ZM23 208V209H22ZM71 208V209H70ZM74 208V209H73ZM89 208V209H88ZM100 208L102 209L103 208V210H102V212L100 211ZM209 208V209H208ZM53 209H55L56 210V213L54 212V215L55 216H53V213H51L52 212V210ZM61 209H62V211H61ZM76 209V210H75ZM84 209V210H83ZM194 211V209H195V211H194V213L196 214V219H198L197 220V222L195 223V221H193V218H192V210ZM21 210H22V212H21ZM97 210H99V212L97 211ZM115 210H117L116 212H115ZM128 210H130V212L128 211ZM172 210V211H171ZM185 210V211H184ZM208 212H207V211ZM49 211H50V213H49ZM69 211V212H68ZM75 211V212H74ZM97 211V212H96ZM104 211V212H105ZM113 211H114V213H113ZM175 211V212H174ZM180 211H182V212H180ZM190 211V213H188ZM15 212V213H16ZM72 212H73V215H72ZM109 212V213H108ZM118 212V213H117ZM133 212V213H132ZM165 212V213H166ZM201 212V213H200ZM20 213H21V216H23L24 217V215H25V217H26V219H25V217L24 218H22L21 216H20ZM22 213H24V214H22ZM71 213V214H70ZM123 213V214H122ZM127 213V214H126ZM181 213V214H180ZM187 213V214H186ZM193 213V214H194ZM200 213V214H199ZM223 213V212H222ZM246 213V212H245ZM253 213V214H252ZM70 214V215H69ZM113 214V215H112ZM116 214V215H115ZM129 214V215H128ZM135 214V215H134ZM173 214V215H172ZM189 214H191V215H189ZM195 214H194V216H195ZM206 214V215H205ZM213 214V215H212ZM216 214V213H215ZM220 214V213H219ZM218 214V215H219ZM260 214V215H259ZM93 215V214H92ZM93 215V216H94ZM103 215H104V213H103ZM109 215V216H108ZM118 215V216H117ZM126 215V216H125ZM128 215V216H127ZM132 215V216H131ZM212 216V218L210 217V216ZM222 215V214H221ZM221 215H220V217H221ZM227 215H228V213H227ZM245 215V214H244ZM258 215V216H257ZM122 218L123 217V219H121L120 217ZM173 216V217H172ZM214 216V217H213ZM245 216H248V215H245ZM254 216V217H253ZM50 217H51V219H50ZM67 217H68V219H67ZM109 217V218H108ZM117 217V218H116ZM129 219V217H130V219H131V221L130 220H128L127 218ZM135 217V218H134ZM164 217V216H163ZM206 217V218H205ZM222 217H223V215H222ZM28 218H30V217H28ZM119 218V219H118ZM125 218H126V220H128L129 222H127L126 220H125ZM253 218V219H252ZM49 219V220H48ZM162 219H164V218H162ZM200 219V220H199ZM261 219V220H260ZM21 220H24V221H21ZM30 220V221H29ZM46 220H48V221H46ZM62 220V221H61ZM106 220V221H105ZM123 220V221H122ZM165 220V219H164ZM175 220V221H174ZM183 220V221H182ZM225 220H226V215H225ZM28 221V222H27ZM46 221V225H45V227H44V222ZM51 221V222H50ZM101 221V222H100ZM115 221V222H114ZM127 222L126 224L124 223V222ZM193 221V223H189V222H192ZM204 221V222H203ZM208 221V222H207ZM246 221V220H245ZM260 221V222H259ZM22 224H21V223ZM57 222V223H56ZM108 222V223H107ZM131 222V223H130ZM133 222H134V224H133ZM137 222V221H136ZM176 222H177V224H176ZM99 223V224H98ZM103 223V224H102ZM107 223V224H106ZM114 223V224H113ZM130 223V224H129ZM170 223H172V224H170ZM195 223V224H194ZM226 223V222H225ZM261 223V224H260ZM20 224H21V226H20ZM25 224V225H24ZM100 224H101V226H100ZM106 224V225H105ZM110 224H112V225H110ZM122 226H121V225ZM128 224H129V226H128ZM189 224V225H188ZM199 224V225H198ZM213 224V223H212ZM22 225H23V227H22ZM28 225V226H27ZM109 225V226H108ZM126 226V227H124V226ZM169 225H172L171 227L169 226ZM175 225V226H174ZM194 225H196V227H193ZM206 225H207V227H206ZM94 226V227H93ZM101 228H100V227ZM106 226V227H105ZM112 226V227H111ZM205 226V227H204ZM208 226H209V228H208ZM219 226V227H218ZM222 226H223V228H222ZM46 227H48V228H46ZM114 227V228H113ZM200 227H202V228H200ZM44 228V229H43ZM90 228V229H89ZM94 228V229H93ZM116 228V229H115ZM185 228V229H184ZM205 228V230H208L207 232L205 231V233H204V229ZM228 228V229H227ZM15 229V230H16ZM51 229H53V228H51ZM88 229V230H87ZM99 229V230H98ZM115 229V230H114ZM118 229V230H117ZM171 229V230H170ZM176 229L178 230V232L176 231ZM179 229H181V230H179ZM226 229H227V231H226ZM17 230H16V232H17ZM27 230V231H26ZM79 230V231H78ZM91 230V231H90ZM98 230V231H97ZM114 230V231H113ZM123 230V231H124ZM127 230H129V231H127ZM170 230V231H169ZM12 231H14V229H12ZM53 231H58L57 229H56V227L54 228V230H51L50 231V233L48 232V233H44V234H46V236H45V238L47 237V235H49V234H51V233H53ZM78 231V232H77ZM87 231V232H86ZM96 231V232H95ZM173 231V232H172ZM176 231V232H175ZM186 231V232H185ZM263 231V232H262ZM5 232V231H4ZM40 232L38 233V234H40ZM77 232V233H76ZM93 232V233H92ZM117 232V233H116ZM171 232V233H170ZM180 232V233H179ZM191 232V233H190ZM227 232V233H226ZM256 232V233H257ZM58 233V232H57ZM56 232L55 233H53V235H55V234H57ZM59 233H60V231H59ZM58 233V234H59ZM83 233V234H82ZM114 233V234H113ZM167 233H169L168 235L170 236H168L167 235ZM176 233V234H175ZM4 233L3 232H1V235H0V241H2L3 242V240H4V238H6V236L5 235H3ZM37 234V233H36ZM37 234V236H39ZM43 234V233H42ZM78 234V235H77ZM93 234V235H92ZM178 234V235H177ZM189 234H191L190 236H189ZM227 234V237H225V235ZM60 236H61V233L59 234ZM73 235H75V236H73ZM111 237H109V236ZM179 235H180V237H179ZM231 235V236H230ZM3 236H4V238H3ZM27 236V235H26ZM40 236H41V234H40ZM43 236V235H42ZM42 236H41V238L40 239H42ZM43 236V237H44ZM56 236H58V235H56ZM178 238H177V237ZM241 236H242V234H241ZM113 237V238H112ZM182 237V238H181ZM186 239H185V238ZM193 237V238H192ZM205 237V238H204ZM2 238V239H1ZM58 238V237H57ZM72 238V239H71ZM76 238H77V240H76ZM109 238V239H108ZM188 238V239H187ZM195 238V239H194ZM262 238V239H261ZM174 240V241H172V240ZM198 239V240H197ZM200 239V240H199ZM47 240V239H46ZM110 240V241H109ZM165 240V241H164ZM168 240V241H167ZM180 240V241H179ZM188 240H190V242L188 241ZM196 240H197V242H196ZM205 242H204V241ZM257 240V239H256ZM262 240V241H261ZM45 241V240H44ZM111 242L112 244H110L109 242ZM113 241V242H112ZM167 241V242H166ZM169 241H171V242H169ZM178 241V242H177ZM193 241V242H192ZM200 241V242H199ZM225 241V242H226ZM261 241V242H260ZM1 242V243H2ZM79 242H81V243H79ZM84 242V243H83ZM164 244H163V243ZM229 242V243H230ZM108 243H109V245H108ZM122 243V244H121ZM162 243V244H161ZM196 243V244H195ZM201 243V244H200ZM203 243V244H202ZM4 244V243H3ZM84 244V245H83ZM119 244V245H118ZM160 244V245H159ZM173 244V245H172ZM192 246H191V245ZM111 245H114V246H112L111 247ZM118 245V246H117ZM122 245V246H121ZM127 245V244H126ZM163 245V246H162ZM180 245V246H179ZM212 245V246H211ZM77 246V247H78ZM84 246V248H82ZM106 246V247H105ZM110 248H109V247ZM153 248H152V247ZM160 246V247H159ZM170 248H169V247ZM171 246H172V248H171ZM183 248H182V247ZM185 246V247H184ZM204 246V247H203ZM260 246V247H259ZM114 247V248H113ZM120 247H121V249H120ZM129 247V248H128ZM174 247V248H173ZM175 247H176V249H175ZM180 247V248H179ZM203 247V248H202ZM109 248V249H108ZM119 248V249H118ZM125 248V249H124ZM168 248V249H167ZM201 248V249H200ZM209 248H210V250H209ZM213 248H215V249H213ZM37 249H38V247L36 246L35 247V249H34V255H35V253H37L36 251H37ZM82 249V250H81ZM86 249V250H85ZM108 249V250H107ZM115 251H114V250ZM129 249V250H128ZM135 249V250H134ZM140 249V248H139ZM166 250V251H164V250ZM173 249V250H172ZM178 249V250H177ZM203 249V250H202ZM36 250V251H35ZM69 250H71V249H68V252H69ZM81 250V251H80ZM120 250H121V252L122 251H124V252H126V250H127V252L129 253V254H127L126 255V253H124V252H120ZM130 250H131V252H130ZM148 250H150V251H148ZM168 250V251H167ZM197 250H199V251H197ZM205 250H208V251H205ZM212 250V251H211ZM214 250V251H213ZM261 250H262V252H261ZM99 251V252H98ZM100 251H102V252H100ZM107 251V252H106ZM111 251V252H110ZM147 251V252H146ZM169 251H172L171 253H169ZM202 251V252H201ZM218 251V250H217ZM259 251V252H258ZM113 252H115V253H113ZM118 252V253H117ZM122 254H120V253ZM142 252V253H141ZM167 254H166V253ZM177 252V253H176ZM195 252V253H194ZM196 252H197V254H196ZM199 252V253H198ZM207 252V253H206ZM210 252V253H209ZM107 253H109V254H107ZM125 255H124V254ZM135 253V254H134ZM150 253V254H149ZM169 253V254H168ZM179 253V254H178ZM183 253V254H182ZM99 254V255H98ZM105 254V255H104ZM106 254H107V256H106ZM131 254V255H130ZM141 254H143V255H141ZM146 254V255H145ZM161 254H162V257H161ZM178 254V255H177ZM207 254V255H206ZM36 255H38V253L36 254ZM72 255H73V257H72ZM82 255V256H81ZM102 255V256H101ZM109 255V256H108ZM112 255V256H111ZM141 255V256H140ZM173 255V256H172ZM177 255V256H176ZM193 255V256H192ZM69 256V257H68ZM102 258H101V257ZM143 256H145V258L143 257ZM170 256V257H169ZM180 258H179V257ZM189 256V257H188ZM201 256V257H200ZM208 256V257H207ZM63 257V258H62ZM75 257H77V258H75ZM106 257V258H105ZM111 257V258H110ZM122 257H119L117 260H119L120 258L123 260V258ZM166 257V258H165ZM174 257V258H173ZM182 257V258H181ZM196 257V258H195ZM205 257V258H204ZM58 258V259H57ZM62 258V259H61ZM70 260H69V259ZM72 258V259H71ZM79 258V259H78ZM99 258V259H98ZM102 259V261H101V259ZM160 258H161V263H160V261H158V259L160 260ZM176 258V259H175ZM189 258V259H188ZM202 258V259H201ZM76 261H75V260ZM120 259V260H121ZM164 259V260H163ZM166 259V260H165ZM169 259V260H168ZM178 259H180V260H178ZM191 259V260H190ZM73 260V261H72ZM81 260V261H80ZM84 260V261H83ZM117 261V262H121V261ZM125 260H126V258H125ZM186 260V261H185ZM193 260V261H192ZM97 261H99V262H97ZM101 261V262H100ZM108 261V262H107ZM110 261V262H111ZM114 261V262H113ZM124 261V260H123ZM135 263H134V262ZM139 261V262H138ZM158 261V262H157ZM206 261V262H207ZM96 262V263H95ZM106 262V263H105ZM156 262V263H155ZM169 262V263H168ZM109 264H111V263H109Z\"/></svg>","mask_w":264,"mask_h":264},{"label":"bare ground","instance_id":"6f19581e","mask_svg":"<svg viewBox=\"0 0 264 264\" xmlns=\"http://www.w3.org/2000/svg\"><path fill=\"white\" fill-rule=\"evenodd\" d=\"M63 1V0H62ZM67 1V0H66ZM69 1V0H68ZM72 1V0H71ZM77 1V0H76ZM79 1V0H78ZM82 1V0H81ZM81 1H79V2H81ZM95 1V0H94ZM94 1L93 0H91V2H92V7L90 8V6L89 5H91V4H89V5H87V3H85V5H84V0H83V3H82V5H84V8H86L85 6H88L89 7V11H90V9H92L93 7L94 8H96V9H98L100 6H98V4L99 3H97L96 4V2H99V0H97V1H95V4H94ZM107 1V0H106ZM126 1V0H125ZM148 1V0H147ZM153 1H158V3L161 5V6H163L164 7V5L165 4H168V6H170V5H173V6H175V8H177V10H178V12H180L178 15H180V16H182L181 18L183 19L185 16L186 17H188L189 15L188 14H190V13H192V11L191 10H193V8H195L194 6H196L197 4L199 5V4H201V6H204V4L202 5V2L204 3L205 1V4L207 3V4H211L212 5V7L210 6V4H209V7H211L209 10H208V8H207V10H208V14H210V15H208V18H207V16H204V17H206L207 18V21H205V19H204V21L205 22H203V21H201V22H203L202 24H204V25H198V26H202V28H201V30H199L198 32H196V34L194 35V38L195 37H197V38H195L192 42H194V44L192 45V42H191V40H190V42H191V47H194L195 48V46H197V47H200V45L202 44V43H204V44H211V45H214V43H220V41L219 40H221V37L224 39V36L226 37V36H229V35H231V36H229V37H231V38H233L232 40H234V43H233V46H234V44L235 43H237V44H235V46H236V50H234V53H235V51H236V53L233 55H230V61L229 60H227L226 61V59H225V61H219V60H221L220 58H221V56H222V54L224 53L223 51V53L220 55V54H218L217 53V51L215 52V51H208L209 49L208 48H205V49H208L207 51H201V52H191L193 55L191 56V57H188L189 56V53H190V51H189V53H188V56L186 57L185 55H187V53L185 54V55H183L182 56V58H184V59H182L183 61H185L186 59H185V57L187 58V62L189 61H191L192 62V66H193V64H194V68L193 69H191L192 71H193V73L191 72V73H188V74H186L185 72V74H182V75H179L180 77L181 76H183V78L184 79H187L185 82H184V79H183V81H180V80H178V79H176V78H178L179 76H177V75H175L176 73L175 72H173L172 70H171V68L170 67H172V66H174L173 68H175L176 66L175 65H173V64H175V63H178V59L179 58H181V57H179L178 59L177 58H171V59H175L174 61L173 60H171L169 57V59L167 58V60H166V62L164 61V65L162 66V67H158V71H155V73H154V71L153 72H151V73H154L153 74V76H152V74L150 75V76H152V78H153V80H155L157 83H159V85H161L160 87H162V86H165V85H169L170 83H173L172 85H174L175 86V84H178L179 85V83H185V85H184V88H183V90L182 91H180L179 93H183L182 95L183 96H186L187 95V97L185 98H181L182 100L183 99H185V102H190L189 104H187V103H185L184 101H182V103H184V104H187V106L189 107V108H187V106H182L181 105V108H180V110L179 109H177V111H178V113H179V118L177 119V122H178V124H180L179 126H181V129H182V131H184V130H186L185 132H188V131H190V133L193 135V137H195L196 139H203V136L206 134V132L207 131H209L211 128H215V126H217L218 128H219V124H222V125H225L224 127H229V128H233V129H229V128H226V130L225 129H223L222 128V126L220 125V127L222 128V130H224L223 132L224 133H226V131H234L235 132V134H233V135H236L237 133H239L238 135V137L235 139V143L233 144V143H231V144H229L228 145V150L230 149L231 150V152L230 153H234V154H230V155H227V154H224L223 156L222 155H219L218 154V152H219V149L217 148L218 146H207L208 148V150L206 151L207 153L206 154H209L210 155V157L208 158V156H207V159H205L204 161H201L200 160V158H199V160H197L196 162H195V160L196 159H194L193 157H191V156H189V155H191V154H189L188 156L191 158V160L189 159V157H187V155H186V157L188 158H185L184 156H185V154L182 156V151H181V154H180V152H177L178 154H179V156H181V157H179V161L177 160V158H178V155H177V153L174 151V149L172 150V148L170 149V150H167L166 152L163 150L164 148V146L162 147L161 146V148H163L162 150H158L157 148V150L155 149V148H152V150H150L149 152H147V153H149V154H151L152 155V157H154L155 158V160H154V163L151 165L152 167H153V165H154V170L152 171V169H151V171H152V174H156V172H158V171H165V172H167V169L168 170H170V169H175V168H180V170L178 169V171L176 170H174V171H171L170 173H171V175L169 176L168 175V173H167V175L170 177V178H172L173 180H174V183H176V185H177V183H178V185L177 186H179V183L181 182H184V183H186V185L190 188V189H193V190H197V189H199V187H200V189H202L201 190V196L204 198V194H206V193H204L203 194V192H205L206 190L208 191V193L209 192H212V191H209V188L210 187H212L213 188V194H214V196H216V197H214V200H218L219 201V199H220V202H218V203H220V204H223V205H221V209H220V211H222V212H217V211H214V208L216 209L218 206H220L219 204L217 205V207H215V205L212 207L213 209V214H214V219L212 220L213 222V224L212 223H210L209 224V226L210 225H212V227H214V224L216 223L217 225H219V223H224V224H221V225H223V226H225V227H227V225H228V227L230 226V225H232L231 227L235 230L234 232H232V234H233V241H229L228 242V240L226 241V240H224V241H221V244L220 243H217L216 244V246L214 245L213 247H215L216 248V250H215V253H217L216 255L215 254H210L209 256H210V258L208 259V261L206 262L205 261V263L203 262V264H264V255H261V254H259V255H254L253 253L256 251V241H259L260 240V236H262V233H260L259 231L257 232V230H256V232H255V229L259 226V224L257 225V227H255L254 226V228H253V226H251V223H250V225H249V222L251 221V220H247V219H245V217H247V218H249L250 219V215L249 214H247L248 212H247V208L249 207L248 206V204H249V202H250V199H252L253 198V196L255 195V194H257L258 196H262V197H259L258 199H260V198H262V200L260 199V203H262V201H264V36L262 37V35H264V0H255V1H251L250 3H251V5L253 6L254 4L255 5H257L256 6V8H257V10L255 11V6H251V8L250 9H252V8H255L254 10L252 9V11H255V12H252L251 10L249 11V12H247L248 10H245V9H241V7L242 6H247V7H249L248 5H250V3H249V0L248 1H246V0H205V1H202L201 2V0H153ZM198 1V2H197ZM46 2V3H45ZM87 2V1H86ZM138 2V1H137ZM146 2V1H145ZM156 2H153V3H155V5L157 6L158 4H156ZM252 2H254V3H252ZM0 3H1V5H3V6H1L0 5V9H2L0 12V19H2L1 20V24L2 25H4V27H2V25L0 24V30H3L5 33L7 32V34H4V32L3 31H0V32H2V33H0V35L1 34H4L3 35V37L5 36H8V34L10 35V37H11V39H13L14 40V51L13 52H11L12 53V55L10 56L9 55V57H11L12 59H13V57H14V60L13 61H11L12 63H11V65L8 67V69H9V71L11 70L12 71V73L11 74H14V76L12 75V78H14V77H16L18 80H16L18 83H21L22 85H24L25 87H27L26 89L30 92V94L32 95V97L34 96V97H37V98H43L44 100H47L48 102L49 101H54V102H57L55 99H57L58 101H61V99H64V98H66V95H69V94H71L72 92H73V90H75V88L77 87V83H75L74 81H76L77 79H78V81L80 80L81 81V79H83V80H88V76H90V75H88L89 73H86L87 71H90V70H88L87 69V71L84 73V69H82L81 70V68H84L81 64H84L82 61L80 62V58L82 57L81 55H83L85 52H87V50H89V49H87L86 51H85V49L86 48H78L79 50H77L76 48V51H78L77 53H75V52H73L72 53V55H71V59L69 60V61H64L63 60V58L61 57V47L62 46H60V47H58L57 46V44L56 45H53V46H51L50 47V40L48 41V36H49V34L46 32V31H42L43 30V27H48L49 28V25H50V28L52 27V25L55 27L56 26V24L58 23V21L61 19H59L58 21H56V17L57 16H59L61 13H63L62 12V9L64 10V6H62L63 5V2H61L60 3V1L59 0H1L0 1ZM26 3H27V5L29 4V8L27 9V10H23L22 8H21V5H23V4H25L26 5ZM44 3L46 4V5H48L50 8L52 7V8H54L53 10L55 11V9H56V13H58V15L54 18V17H51L50 16V13L48 14L47 13V11L45 10L46 9V7H44L43 5H44ZM48 3V4H47ZM65 3H70V2H65ZM64 3V4H65ZM74 3V2H73ZM81 3H79V4H81ZM88 3H90V1L88 0ZM138 3H140V2H138ZM152 3V2H151ZM75 4H77V3H75ZM107 4V3H106ZM117 4V3H116ZM145 4V3H144ZM148 4V3H147ZM170 4V5H169ZM52 5V6H51ZM102 5V4H101ZM135 5V4H134ZM39 6H43L44 7V10H43V8H41V7H39ZM67 6V5H66ZM80 7H81V5H79ZM79 6H77V8L79 7ZM107 6H109V5H107ZM106 6V7H107ZM153 6V5H152ZM168 6H166L165 5V7H168ZM200 6V5H199ZM3 7V8H2ZM69 7V6H68ZM104 7H105V5H104ZM114 7V6H113ZM135 7H137V6H135ZM141 7H142V5H140V9H141ZM146 7V6H145ZM159 7V6H158ZM197 7V6H196ZM205 7H208V6H205ZM247 7H246V9H247ZM27 8V7H26ZM48 8V7H47ZM50 8H49V10H50ZM66 8V7H65ZM70 8H72V7H70ZM93 8V9H94ZM109 8V7H108ZM116 8V7H115ZM119 8H121V7H119ZM170 8V7H169ZM243 8V7H242ZM68 9V8H67ZM80 10L82 9L83 10V7H81V8H79ZM87 9V8H86ZM96 9H94L95 10V14H96V11H98V10H96ZM116 9H118V8H116ZM115 9V10H116ZM128 9V8H127ZM157 9V8H156ZM174 9V8H173ZM48 10V9H47ZM71 10V9H70ZM74 10V9H73ZM78 10V9H77ZM77 10H75V12L77 11ZM85 10V9H84ZM84 10H83V14H84ZM106 10H107V8H106ZM109 10V9H108ZM107 10V11H108ZM122 10V9H121ZM131 10V9H130ZM129 9H128V12L130 11ZM144 10V9H143ZM146 10V9H145ZM161 10V9H160ZM244 10H245V12H244ZM51 11H52V9H51ZM66 11H68V10H66ZM65 11V13H67ZM102 11V10H101ZM107 11L105 12V13H107ZM117 11V10H116ZM127 11V10H126ZM126 11H125V16H126ZM153 11V10H152ZM53 12V11H52ZM54 12V13H55ZM74 12V11H73ZM74 12V13H75ZM82 12V11H81ZM88 12V11H87ZM93 12V11H92ZM104 12V11H103ZM109 12V11H108ZM113 12V11H112ZM112 12H110V13H112ZM138 12H140V11H138ZM145 12V11H144ZM149 12V11H148ZM151 12V11H150ZM159 12V10L158 11H154V12H152V13H154V15L156 16V14L158 15V14H160V13H158ZM175 12V11H174ZM182 12H184V13H182ZM207 12V11H206ZM244 12V14H242ZM69 13V12H68ZM73 13V14H74ZM79 13V12H78ZM85 13H86V11H85ZM89 13V12H88ZM87 13V14H88ZM94 13V12H93ZM122 13V12H121ZM204 13H205V11H204ZM249 13H250V15H251V18H252V14H253V18L252 19H249V17L247 18V16H244V15H249ZM64 14V13H63ZM62 14V15H63ZM82 14V15H83ZM98 14V13H97ZM114 14H115V12H114ZM144 14V13H143ZM242 14V16H244V18H241L240 17V19H239V17L238 18H236L237 17V15H241ZM61 15V16H62ZM66 15V14H65ZM65 15L63 16V20H64V17H65ZM72 15V14H71ZM70 15V16H71ZM81 15V14H80ZM103 15V14H102ZM109 15V14H108ZM153 15V14H152ZM191 15V14H190ZM60 16V17H61ZM68 16V15H67ZM78 16L79 15H77V18H78ZM87 17L86 16V14L85 15H83V17ZM92 16H94V15H92ZM103 16H105V15H103ZM118 16H119V12H118ZM117 16V17H118ZM124 16V17H125ZM129 16V15H128ZM133 16H136V15H133ZM139 16V15H138ZM143 16V15H142ZM179 16V17H180ZM184 16V17H183ZM236 16V17H235ZM72 17V16H71ZM112 17V16H111ZM127 17V16H126ZM139 17H141V16H139ZM145 17V16H144ZM143 17V18H144ZM154 17V16H153ZM158 17V16H157ZM167 17V16H166ZM165 17V18H166ZM177 17V16H176ZM247 19H246V18ZM75 18L76 17H74V21H75ZM92 18V17H91ZM97 17H95V19H96ZM102 18V17H101ZM100 18V19H101ZM107 18V17H106ZM106 18L104 19L103 18V20L104 21H106ZM113 18V17H112ZM132 18V17H131ZM171 18V17H170ZM173 18H174V16H173ZM55 19V20H54ZM70 19V18H69ZM79 19V18H78ZM77 19V20H78ZM92 19H94V18H92ZM108 19V18H107ZM114 19V18H113ZM116 19V18H115ZM121 18H119V20H120ZM156 18H154L153 20H155ZM168 19H169V17H168ZM202 19V18H201ZM3 20H6L5 21V23H8V24H4V23H2V22H4ZM82 20H83V18H82ZM81 20V21H82ZM118 20V19H117ZM133 20V19H132ZM131 20V21H132ZM141 20V19H140ZM143 20V19H142ZM146 20V19H145ZM161 20V19H160ZM173 20V19H172ZM172 20H171V22H172ZM8 21H10L11 22V24L8 22ZM100 21V20H99ZM109 21V20H108ZM107 21V22H108ZM111 21V20H110ZM116 21V20H115ZM114 20H113V22L112 23H114L115 22ZM158 21H159V19H158ZM165 21V20H164ZM178 21V20H177ZM189 21V20H188ZM188 21H186L185 20V18H184V20H181V22H177V24H175L174 22H173V24L174 25H176V26H178L179 24H180V26H178V28L179 27H181L182 25H185L186 24V22H188ZM198 21V20H197ZM200 21V20H199ZM67 22V21H66ZM80 22V21H79ZM84 22V21H83ZM119 21H117L116 23H118ZM127 22V21H126ZM130 22V21H129ZM137 22V21H136ZM140 22V21H139ZM138 22V23H139ZM147 22H148V19H147ZM170 22V21H169ZM176 22V21H175ZM71 23H73V22H71ZM123 23H125V22H123ZM134 23V22H133ZM141 23V22H140ZM149 23H150V21H149ZM183 23V24H182ZM199 23V22H198ZM197 23V24H198ZM59 24V23H58ZM67 24V23H66ZM75 24V23H74ZM89 24V23H88ZM102 25H103V22L101 23ZM108 24V23H107ZM115 24V23H114ZM122 24V23H121ZM146 25H147V23H145ZM165 24V23H164ZM163 24V25H164ZM182 24V25H181ZM188 24H189V22H188ZM201 24V23H200ZM5 25H7L6 27H5ZM9 25V26H8ZM42 25H44V26H42ZM45 25H47V26H45ZM76 25V24H75ZM81 25H83V24H81ZM80 25V26H81ZM90 25V24H89ZM93 25V24H92ZM104 25H106V24H104ZM117 25V24H116ZM126 25H127V23H126ZM155 25V24H154ZM158 25V24H157ZM166 25V24H165ZM169 25H170V23H169ZM190 26H191V23L189 24ZM64 26H66V25H64ZM63 26V27H64ZM69 26V25H68ZM109 26V25H108ZM119 26V25H118ZM123 26V25H122ZM171 26H172V24H171ZM175 26V27H176ZM186 26V25H185ZM197 26V25H196ZM40 27H42L41 29H40ZM59 27V26H58ZM61 27V26H60ZM72 27H73V25H72ZM75 27V26H74ZM93 27V26H92ZM112 27V26H111ZM149 27V26H148ZM163 27V31H164V29H166V28H164V26H162ZM184 27V26H183ZM2 28H6V30H4V29H2ZM49 28V29H50ZM56 28H57V26H56ZM85 28V27H84ZM96 28V27H95ZM100 27H98V29H99ZM115 28V27H114ZM117 28V27H116ZM121 28V27H120ZM127 28V27H126ZM156 28V27H155ZM182 28V27H181ZM197 28V27H196ZM47 29V28H46ZM53 29V28H52ZM63 29H65V27L63 28ZM68 29V28H67ZM74 29V28H73ZM91 29V28H90ZM93 29V28H92ZM101 29V28H100ZM103 29V28H102ZM110 29V28H109ZM123 29V28H122ZM169 28H167V31L168 32H172V31H170V29L168 30ZM185 29V28H184ZM195 29V28H194ZM199 29H200V27H199ZM51 30V29H50ZM113 30V29H112ZM124 30H125V28H124ZM129 30V29H128ZM172 30H173V28H172ZM176 30V29H175ZM182 30V29H181ZM196 30V29H195ZM62 31V30H61ZM70 31V30H69ZM79 31V30H78ZM82 31V30H81ZM80 31V32H81ZM86 31V30H85ZM84 31V32H85ZM90 31V30H89ZM123 31V30H122ZM162 31V33H167V31H165V32H163ZM177 31V30H176ZM176 31H175V33H176ZM43 32H46L48 35H47V38H46V36L44 35V33ZM64 31H62V33H63ZM68 32V31H67ZM103 32V31H102ZM105 32H106V30H105ZM105 32H103V33H105ZM111 32V31H110ZM127 32V31H126ZM160 32V31H159ZM193 32H195L194 30H193ZM74 33H75V31H74ZM108 33V32H107ZM115 33V32H114ZM116 33H120V32H116ZM115 33V34H116ZM133 33V32H132ZM151 33H152V31H151ZM150 33V34H151ZM161 33V34H162ZM165 33V35H167V34H169V33H167L166 34ZM174 33V32H173ZM183 33H184V31H183ZM187 33V32H186ZM225 33H226V35H225ZM227 33H229V34H227ZM53 34V33H52ZM60 34H61V32H60ZM93 34V33H92ZM97 34V33H96ZM123 34V33H122ZM128 34V33H127ZM126 34V35H127ZM153 34V33H152ZM157 33L155 32V35H156ZM160 34V33H159ZM171 34V33H170ZM178 34V33H177ZM191 34V33H190ZM68 35H70V33L68 34ZM74 35V34H73ZM85 35V34H84ZM112 35H113V33H112ZM118 35H120V34H118ZM140 35V34H139ZM148 35V34H147ZM158 35V34H157ZM175 35V34H174ZM185 35V34H184ZM250 35V36H249ZM50 36H51V34H50ZM57 36V35H56ZM87 36H90V34L89 35H87ZM102 36V35H101ZM105 36H108V35H106L105 34ZM130 36H132V35H130ZM151 36V35H150ZM169 36V35H168ZM179 36H181V35H179ZM249 36V37H248ZM258 36H261V37H259V38H257L256 39V37H258ZM9 37V38H10ZM64 37V36H63ZM68 37V36H67ZM80 37H82V36H80ZM104 37V36H103ZM111 37H113V36H111ZM110 37V38H111ZM118 37L119 36H117L116 38L118 39ZM120 37H122V36H120ZM140 37V36H139ZM153 37V36H152ZM185 37H186V35H185ZM248 37V38H247ZM254 37H255V40H253L254 39ZM21 38V39H20ZM56 38V37H55ZM62 38V37H61ZM87 38V37H86ZM95 38H98V36L97 37H95ZM101 38V37H100ZM100 38H98V39H100ZM115 38V39H116ZM125 38V37H124ZM132 38H133V36H132ZM149 38V37H148ZM151 38V37H150ZM158 38V37H157ZM165 38V37H164ZM168 38V37H167ZM171 38V37H170ZM173 38V37H172ZM177 38V37H176ZM227 38V37H226ZM231 38H227V39H230V41L231 42H233L232 40H231ZM0 39H1V36H0ZM6 39V38H5ZM53 39V38H52ZM67 39V38H66ZM69 39V38H68ZM105 39V38H104ZM104 39H102V41L104 40ZM109 39V38H108ZM114 39V38H113ZM121 39V38H120ZM162 39V38H161ZM187 39V38H186ZM222 39V40H223ZM226 39V40H227ZM12 40V41H13ZM55 40V39H54ZM88 40V39H87ZM94 40V39H93ZM111 40H112V38H111ZM110 40V41H111ZM122 40H123V38H122ZM152 40V39H151ZM153 40H154V38H153ZM164 40V39H163ZM178 40V39H177ZM2 39L0 40V44H2ZM9 41V40H8ZM11 41V40H10ZM76 41V40H75ZM77 41H78V39H77ZM91 41V40H90ZM89 41V42H90ZM105 41V40H104ZM107 41H109V40H107ZM113 41V40H112ZM111 41V42H112ZM143 41V40H142ZM150 41V40H149ZM155 41V40H154ZM158 41V40H157ZM174 41V40H173ZM176 41V40H175ZM56 42V41H55ZM68 42H70V41H68ZM119 42V41H118ZM120 42H121V40H120ZM185 42V41H184ZM183 42V43H184ZM214 42V43H213ZM226 42V41H225ZM228 42V41H227ZM13 43V42H12ZM64 41H63V45H64ZM79 43V42H78ZM96 43V42H95ZM95 43H94V45H95ZM104 43V42H103ZM132 42L130 41V42H128V41H124V42H121V46H123V50H125L124 48H126V49H129V51L128 52H130V51H133V49L132 48H135L136 47V45H134L135 47H132L131 49H130V45L129 44H131ZM157 43H160V42H157ZM166 43V42H165ZM179 43H180V41H179ZM187 43V42H186ZM185 43V44H186ZM189 43V42H188ZM213 43V44H212ZM223 43V42H222ZM5 44V43H4ZM52 44V43H51ZM59 44V43H58ZM100 44V43H99ZM108 44V43H107ZM133 44V43H132ZM131 44V45H132ZM137 44V43H136ZM182 44V43H181ZM196 44V45H195ZM11 45V43L9 44V46ZM80 45V44H79ZM78 45V46H79ZM87 45V44H86ZM106 45V44H105ZM145 45V44H144ZM175 45V44H174ZM210 45V46H211ZM218 45V44H217ZM1 46V45H0ZM6 45H4L3 46V49H5L4 51H6L7 49H6V47H5ZM12 46V45H11ZM65 46V45H64ZM69 46V45H68ZM98 46V45H97ZM97 46H95V47H97ZM103 46V45H102ZM114 46H115V48H116V45H115V43H114ZM133 46V45H132ZM153 46V45H152ZM189 46H190V44H189ZM220 46V45H219ZM72 47V46H71ZM91 47V46H90ZM99 47H101V46H99ZM98 47V48H99ZM105 47V46H104ZM112 47V46H111ZM120 47V46H119ZM118 47V48H119ZM162 47V46H161ZM174 47V46H173ZM182 47V46H181ZM184 47H185V45H184ZM190 47V48H191ZM196 47V48H197ZM1 48V50H2V46L0 47ZM7 48H8V46H7ZM10 48V47H9ZM8 48V49H9ZM117 48V49H118ZM121 48V47H120ZM144 48V47H143ZM149 48H150V45H149ZM180 48V47H179ZM212 48V47H211ZM231 48H235V47H231ZM230 48V49H231ZM65 49H66V46H65ZM64 49V50H65ZM83 49H84V52H83ZM91 49L92 48H90V51H91ZM103 49V48H102ZM114 49V48H113ZM116 49V50H117ZM138 49H140V48H138ZM138 49H137V51L135 52V50L133 51L134 53H128V55H127V53H126V56H129V55H132V54H134L135 56H137L138 57V54H135V53H137V52H139L138 51ZM201 49V48H200ZM62 50H63V48H62ZM74 50V49H73ZM97 50V49H96ZM100 50H101V48H100ZM141 50V49H140ZM144 50V49H143ZM194 50V49H193ZM196 50V49H195ZM203 50V49H202ZM222 50V49H221ZM4 51H2V52H4ZM10 51V50H9ZM104 50H102V52H103ZM107 51V50H106ZM109 51H111V50H109L108 49V51L107 52H109ZM118 51V50H117ZM117 51H116V53H117ZM120 51V50H119ZM126 51V50H125ZM160 51H162V50H160ZM173 51V50H172ZM197 51V50H196ZM225 51V50H224ZM67 53V51H64V53ZM82 52H83V54H82ZM102 52H101V54H102ZM105 52V51H104ZM112 52H113V50H112ZM146 52H147V50H146ZM152 52V51H151ZM154 52V51H153ZM166 52V51H165ZM173 52H175V51H173ZM218 52H219V50H218ZM121 53V52H120ZM144 53V52H143ZM148 53V52H147ZM147 53H145V54H147ZM172 53V52H171ZM191 53H190V55H191ZM228 53V52H227ZM226 53V54H227ZM6 54V53H5ZM81 54V55H80ZM89 54H91V53H89ZM88 54V55H89ZM104 54V53H103ZM111 54V53H110ZM110 54H108V56H107V58L109 57V55ZM113 54V53H112ZM140 54H141V51H140ZM144 54V55H145ZM149 54V53H148ZM175 54V53H174ZM215 54H217L216 56H215ZM69 55V54H68ZM84 55H86V54H84ZM120 55H123V54H120ZM150 55V54H149ZM166 55V54H165ZM215 56V59H217V61L215 60H213V59H211V56ZM1 56V55H0ZM92 56V55H91ZM98 56V55H97ZM105 55H104V57H106ZM124 56H125V54H124ZM133 56V55H132ZM141 56V55H140ZM173 56V55H172ZM171 56V57H172ZM212 56V57H213ZM219 56V57H218ZM224 56H225V54H224ZM232 56V57H231ZM234 56V57H233ZM3 57V56H2ZM8 57V56H7ZM87 57V56H86ZM89 57H90V55H89ZM111 57V56H110ZM118 58H119V53H118V56H117ZM137 57H132L133 59H136ZM143 57V56H142ZM177 57H178V55H177ZM229 57V56H228ZM66 58V57H65ZM101 58H103V57H101ZM131 58V57H130ZM139 58V57H138ZM214 58V57H213ZM222 58H223V56H222ZM225 58V57H224ZM2 59V58H1ZM5 59H6V57H5ZM11 59V60H12ZM80 59V60H79ZM98 59V58H97ZM104 59V58H103ZM106 59V58H105ZM143 59V58H142ZM145 59V58H144ZM165 59V58H164ZM229 59V58H228ZM4 60V59H3ZM63 60V61H62ZM82 60H84V59H82ZM107 60V59H106ZM119 60V59H118ZM124 60V59H123ZM169 60V61H168ZM177 60V61H176ZM213 60V61H212ZM222 60H224V59H222ZM99 61V60H98ZM116 61H117V59H116ZM180 61H181V59H180ZM64 62H66V63H64ZM91 62V61H90ZM97 62V61H96ZM101 62V61H100ZM102 62H104V61H102ZM113 61H111V63H112ZM115 62V61H114ZM119 62V61H118ZM121 62V61H120ZM160 62H161V60H160ZM163 62V61H162ZM162 62H161V64H162ZM225 62V63H224ZM0 63H2V62H0ZM92 63V62H91ZM124 63V62H123ZM128 63V62H127ZM184 63V62H183ZM90 64V63H89ZM94 64H95V62H94ZM118 64V68H119V64L120 63H117ZM126 64V63H125ZM159 64V63H158ZM157 64V65H158ZM179 64H182V63H180L179 62ZM191 64V63H190ZM86 65V63L84 64V66ZM102 65V67H103V64H101ZM112 64H110V66H111ZM160 65V64H159ZM185 65H188V64H185ZM212 65L214 66L215 65V68L216 69H213V67H212ZM87 66H89L88 65V62H87ZM91 66H93V65H91ZM97 66V64L95 65V67ZM123 65L122 64H120V67H122ZM183 66V65H182ZM98 67V66H97ZM96 67V68H97ZM101 66H99V68H100ZM170 68V70H169V68ZM180 67V66H179ZM186 67V66H185ZM62 68H65L66 69V73L64 74L63 73V69ZM88 68H90V66L88 67ZM104 68V67H103ZM108 68L109 67H107V70H108ZM172 68V69H173ZM180 68H182V67H180ZM212 68V69H211ZM2 69V68H1ZM0 69V70H1ZM7 69V70H8ZM52 69H54V70H52ZM55 69L57 70L56 72H55ZM60 71H62V74H60V72H59V70ZM62 69V70H61ZM86 69V68H85ZM94 69V68H93ZM102 69V68H101ZM111 69H112V67H111ZM155 69V68H154ZM157 69V68H156ZM178 69V68H177ZM176 68H175V70L177 71V72H179V70H177ZM187 69V68H186ZM52 70V72H55V73H48V72H50ZM91 70H92V68H91ZM96 70H98V68L96 69ZM95 70V71H96ZM114 70H115V68H114ZM184 70V69H183ZM190 70V69H189ZM215 70H216V72H215ZM8 71V72H9ZM10 71V72H11ZM94 71V70H93ZM104 71V70H103ZM122 71V70H121ZM170 71H171V73H170ZM180 71H181V69H180ZM194 71L196 72V73H194ZM59 72V73H58ZM182 73H183V71H181ZM94 73V72H93ZM92 73V74H93ZM96 73V72H95ZM101 73V72H100ZM99 73V75L101 76V74ZM125 73H126V71H125ZM128 73V72H127ZM180 73V72H179ZM2 74V73H1ZM85 74V75H84ZM107 74V73H106ZM110 72H109V77H110ZM102 75H103V73H102ZM147 75H149V74H147ZM114 77L116 76V74L115 75H113ZM112 75H111V77H113ZM149 76V77H150ZM93 77V76H92ZM103 77V76H102ZM110 77V78H111ZM99 78V77H98ZM101 78V77H100ZM105 78V77H104ZM139 78V77H138ZM4 79H5V77H4ZM8 79V78H7ZM11 79V78H10ZM15 79V78H14ZM72 79H75V80H73V81H71ZM94 79V78H93ZM92 79V80H93ZM113 79V78H112ZM137 79V78H136ZM97 80V79H96ZM103 80H105V79H103ZM114 80V79H113ZM145 80V79H144ZM147 81H149V79L147 78L146 79ZM14 81V80H13ZM85 81V84H87V82ZM112 81V80H111ZM134 81V80H133ZM140 81V80H139ZM151 81H152V79H151ZM176 81L178 82V83H176ZM73 82V83H72ZM91 82V81H90ZM95 82V81H94ZM93 82V83H94ZM136 82V81H135ZM138 82V81H137ZM146 82V81H145ZM68 83V84H67ZM72 83V84H71ZM81 84H83V82H80ZM100 83V81H98V84ZM105 83V82H104ZM141 83V82H140ZM143 83V82H142ZM151 83V82H150ZM183 83V84H184ZM91 84V83H90ZM102 84V83H101ZM147 84V83H146ZM152 84V83H151ZM150 84V85H151ZM155 84V83H154ZM183 84H181V85H183ZM2 85V84H1ZM89 85V84H88ZM103 85V84H102ZM102 85H101V87H102ZM108 85V84H107ZM133 85V84H132ZM137 85H139V84H137ZM141 85V84H140ZM148 85V84H147ZM147 85L145 86V88L146 89H149V88H147ZM177 85V86H178ZM5 86V85H4ZM11 86V85H10ZM92 86V85H91ZM99 86H100V84H99ZM106 86V85H105ZM129 86V85H128ZM149 86V85H148ZM156 86V85H155ZM173 86V87H174ZM180 86V85H179ZM20 87V86H19ZM24 87V88H25ZM64 87V88H63ZM82 87V86H81ZM85 87H88V86H85ZM95 87V86H94ZM107 87V86H106ZM125 87V86H124ZM123 87V88H124ZM127 87V86H126ZM125 87V88H126ZM131 87H133V86H131ZM135 87V86H134ZM128 88V90H127V88L124 90V91H126L127 90V93H125L126 94V96L129 94V93H131V96H133L132 95V93L133 92H136V88L138 87V86H136L135 88ZM167 87V86H166ZM172 86H170V88H171ZM62 88V91L60 90ZM79 88V87H78ZM105 88V87H104ZM144 88V89H145ZM154 87H152V90H155V88L153 89ZM157 89H158V87H156ZM170 88H168L167 87V90H169ZM179 88V87H178ZM177 88V89H178ZM3 89H4V87H3ZM6 89V88H5ZM4 89V90H5ZM10 89V88H9ZM77 89V88H76ZM82 89V88H81ZM97 89V88H96ZM100 89V88H99ZM103 89V88H102ZM140 89V88H139ZM139 89H137V91L139 90ZM157 89H156V91H157ZM163 89H164V87H163ZM166 89V88H165ZM176 89V88H175ZM21 90V89H20ZM98 90V89H97ZM122 90V89H121ZM131 90H132V92H131ZM151 90V89H150ZM160 90V89H159ZM172 90H173V88H172ZM6 92H7V90H5ZM15 91V90H14ZM82 91V90H81ZM101 91V90H100ZM99 91V92H100ZM113 91V90H112ZM111 91V92H112ZM123 91V90H122ZM141 91V90H140ZM147 91V90H146ZM163 91H165V90H163ZM171 91V90H170ZM178 91V90H177ZM2 92H3V90H2ZM6 92H5V94H6ZM92 92H93V90H92ZM95 92V91H94ZM139 92V91H138ZM138 92H136V94L138 93ZM149 92V91H148ZM154 92V91H153ZM161 92H162V90H161ZM174 92V91H173ZM14 92L12 91V94H13ZM19 93V92H18ZM25 93H26V91H25ZM74 93H75V91H74ZM77 93H78V91H77ZM83 93V92H82ZM88 93V92H87ZM104 93V92H103ZM122 93V92H121ZM120 93V94H121ZM143 93V92H142ZM156 93V92H155ZM163 93V92H162ZM170 93H172V92H170ZM178 93V92H177ZM176 93V94H177ZM73 94V93H72ZM79 94H81V93H79ZM94 94V93H93ZM97 94H98V92H97ZM102 94V93H101ZM101 94H99V95H101ZM106 94V93H105ZM151 94V93H150ZM149 94V95H150ZM175 94V93H174ZM1 96H3V94H0ZM14 95V94H13ZM77 95V94H76ZM82 95V94H81ZM80 95V96H81ZM85 95V94H84ZM87 95V94H86ZM111 95H113V93H111ZM142 95V94H141ZM148 95V94H147ZM147 95H146V97H147ZM152 95V94H151ZM157 95V94H156ZM156 95H153V96H155L156 97ZM163 95V94H162ZM171 95H173V94H171ZM180 95V94H179ZM20 96V95H19ZM97 96L98 95H96V94H94V96L92 97V94L90 95V97H86L87 98V101L86 100H84V101H86L87 103L88 102H92V101H94L95 100V102L96 101H98L99 102V98H97ZM124 96V95H123ZM136 96V95H135ZM158 96V95H157ZM165 96V95H164ZM176 96V95H175ZM21 97V96H20ZM24 97V96H23ZM31 97V96H30ZM34 97H33V99H34ZM68 97V96H67ZM77 97V96H76ZM100 97V96H99ZM101 97H104V96H101ZM110 97V96H109ZM125 97V96H124ZM142 97V96H141ZM155 97H150L151 99H149V100H146V102L147 101H153L152 103H156L157 104V97L155 98ZM166 97V96H165ZM180 97V96H179ZM188 97H190L189 99H188ZM1 98V97H0ZM69 98V97H68ZM89 98H95L94 100H90V101H88L89 100ZM96 98H97V100H96ZM113 98V97H112ZM116 98H117V96H116ZM126 99H125V101L124 102H126V100H128V102H129V95L127 96V97H125ZM135 98V97H134ZM154 98V99H153ZM170 99H171V97H169ZM12 99V98H11ZM42 99V100H43ZM67 99V98H66ZM74 99V98H73ZM73 99H72V103H73ZM77 99V98H76ZM136 99V98H135ZM138 99V98H137ZM139 99H140V97H139ZM153 99V100H152ZM174 99V98H173ZM191 99V101L194 99V101H195V104H194V102L193 103H191V101H189ZM36 100V99H35ZM41 100V101H42ZM71 100V99H70ZM102 100V98L100 99V101ZM105 100V98L103 99V101ZM113 100V99H112ZM115 100V99H114ZM124 99H122L121 101H123ZM144 100H145V97H144ZM154 100H156V101H154ZM166 100V99H165ZM169 100V99H168ZM179 100V99H178ZM2 101V100H1ZM16 101V100H15ZM18 101V100H17ZM110 101V100H109ZM116 101V100H115ZM133 101H134V99H133ZM142 101H143V99H142ZM4 102V101H3ZM2 102V103H3ZM46 102V101H45ZM67 102V101H66ZM70 103H71V101H69ZM77 102H78V100H77ZM76 102V103H77ZM94 102V103H95ZM137 102V101H136ZM170 102V101H169ZM174 102H175V99H174ZM181 102V101H180ZM1 103V102H0ZM8 103V102H7ZM6 103V104H7ZM14 103V102H13ZM18 103V102H17ZM32 103V102H31ZM34 103V102H33ZM36 103V102H35ZM40 103V102H39ZM50 103V102H49ZM53 103V102H52ZM58 103V102H57ZM62 103V102H61ZM71 103V104H72ZM74 103H75V101H74ZM73 103V104H74ZM108 103V102H107ZM109 103H112V102H109ZM115 103H117V101L115 102ZM135 103V102H134ZM143 103V102H142ZM151 103V104H152ZM159 103V102H158ZM172 103V102H171ZM179 103V102H178ZM10 104V103H9ZM16 103H14V104H12L13 106L15 105ZM27 104V103H26ZM51 104V103H50ZM64 104V103H63ZM79 104V103H78ZM83 104H86V103H83ZM92 104H93V102H92ZM99 104V103H98ZM106 104V103H105ZM122 104H124L123 102H122ZM126 104V103H125ZM124 104V105H125ZM137 104V103H136ZM147 104V103H146ZM164 104V107H165V103H163ZM168 104V103H167ZM173 104V103H172ZM172 104H170L171 106H172ZM176 104H177V102H176ZM190 104L192 105H194V106H190ZM5 105V104H4ZM21 105V104H20ZM33 105V104H32ZM43 105V104H42ZM46 105V104H45ZM57 105H59V104H57ZM61 105V104H60ZM75 105V104H74ZM87 105V104H86ZM91 105V103L90 104H88V106H90ZM95 105V104H94ZM101 105V104H100ZM111 105H113V104H111ZM145 105V104H144ZM153 105V104H152ZM169 104H168V106H170ZM69 106H70V104H69ZM77 106V105H76ZM75 106V107H76ZM87 106V108H88V111H89V107ZM92 106V105H91ZM105 106V105H104ZM121 107L123 106V105H120ZM139 106H141V104L139 105ZM156 106V105H155ZM158 107L157 108H159L160 106H161V103H160V106L159 105H157ZM17 107V106H16ZM19 107V106H18ZM57 107V106H56ZM59 107V106H58ZM74 107V108H75ZM84 107V106H83ZM94 107H96V106H94ZM99 106H97L96 108H98ZM106 107V106H105ZM108 107V106H107ZM106 107V108H107ZM124 107V106H123ZM122 107V108H123ZM177 107V106H176ZM184 107H186V108H184ZM3 108V107H2ZM22 108V107H21ZM24 108V107H23ZM66 108V107H65ZM104 108V107H103ZM105 108V109H106ZM113 108V107H112ZM111 108V109H112ZM137 108V107H136ZM140 107H138V109H139ZM142 108V107H141ZM150 108V107H149ZM167 108H169V107H167ZM178 108H179V106H178ZM11 109V108H10ZM69 109H70V107H69ZM71 109H73L72 107H71ZM84 109V108H83ZM91 109V108H90ZM100 108H98V110H99ZM110 109V108H109ZM146 109V108H145ZM162 109H163V106H162ZM170 109V108H169ZM173 110H175L174 109V107L172 108ZM198 109H200V112L198 111ZM20 110V109H19ZM49 110V109H48ZM50 110H52V108L50 109ZM74 110V109H73ZM77 110V109H76ZM78 110H79V108H78ZM93 110H94V108H93ZM114 110V109H113ZM142 110V109H141ZM160 111H161V109H159ZM158 110V111H159ZM59 111V110H58ZM62 111V110H61ZM60 111V112H61ZM69 111H71V110H69ZM75 111V110H74ZM82 112H83V110H81ZM86 111V110H85ZM94 111H97L96 109L94 110ZM93 111V112H94ZM111 111V110H110ZM136 111V110H135ZM140 111V110H139ZM156 111V110H155ZM176 111V110H175ZM199 113H198V112ZM65 112V111H64ZM63 112V113H64ZM100 112V111H99ZM98 112V113H99ZM109 112V111H108ZM138 112V111H137ZM162 112H163V110H162ZM174 112V111H173ZM196 113L197 114V116L196 117H194V115H193V117L191 116V114H193V113ZM206 112H210L212 115L213 114H215V116H213L212 117V115L211 114H209V115H211V116H208V117H205V116H203V114L204 113H206ZM9 113V112H8ZM75 113V112H74ZM73 113V114H74ZM97 113V114H98ZM114 113V112H113ZM158 113V112H157ZM165 113H166V111H165ZM171 113V112H170ZM194 113V114H195ZM4 114H7V112L6 113H4ZM15 114V113H14ZM60 114H62V113H60ZM77 114V113H76ZM80 114V113H79ZM100 114V113H99ZM146 114V113H145ZM150 115H151V113H149ZM148 114V115H149ZM163 115H164V113H162ZM173 114V113H172ZM38 115V114H37ZM81 115H82V113H81ZM101 115V114H100ZM121 115V114H120ZM140 115V114H139ZM168 115H169V112H168ZM3 116H6V115H3ZM15 116V115H14ZM20 116V115H19ZM90 116V115H89ZM93 116V115H92ZM111 116V115H110ZM110 116H108L109 118H110ZM113 116V115H112ZM132 116V115H131ZM145 116V115H144ZM144 116H143V118H144ZM176 116V115H175ZM10 117V116H9ZM17 117V116H16ZM22 117V116H21ZM24 117V116H23ZM39 117V116H38ZM53 117H56V115L55 116H53ZM63 117V116H62ZM94 117V116H93ZM96 117V116H95ZM94 117V118H95ZM98 117H99V115H98ZM102 117H103V115H102ZM114 117V116H113ZM117 117H119V116H117ZM121 117V116H120ZM141 117V116H140ZM155 117V116H154ZM162 117V116H161ZM170 117H172V115L170 116ZM213 119H212V118ZM7 118V117H6ZM33 118V120L36 118H34V117H32ZM40 118V117H39ZM48 118V117H47ZM49 118H52V114H51V116L49 117ZM59 118V117H58ZM152 118V117H151ZM166 118H168L167 117V113H166ZM165 118V119H166ZM1 120H2V118H0ZM21 119V118H20ZM25 119V118H24ZM61 119V118H60ZM99 119V118H98ZM98 119L96 118L95 120H97L98 121ZM102 119V118H101ZM112 119V118H111ZM137 119H139V118H137ZM161 119V118H160ZM13 120V119H12ZM26 120V119H25ZM30 119H28V121H29ZM32 120V119H31ZM33 120H32V122H31V125H34V124H32L33 123ZM50 120V119H49ZM57 121H58V119H56ZM95 120H93V121H95ZM146 120V119H145ZM144 120V121H145ZM150 120V119H149ZM162 120V119H161ZM174 120V119H173ZM4 121V120H3ZM10 122H12L11 120H9ZM14 121V120H13ZM35 121H36V119H35ZM34 121V122H35ZM52 121H55L54 119L52 120ZM96 121V122H97ZM104 121V120H103ZM102 121V122H103ZM105 121H106V119H105ZM134 121V120H133ZM141 121H142V119H141ZM168 121V120H167ZM1 122V121H0ZM10 122L8 123L9 124V128H10ZM20 122V121H19ZM100 122V121H99ZM140 122V121H139ZM147 122H148V120H147ZM164 122V121H163ZM172 122V121H171ZM3 123H5V122H3ZM13 123V122H12ZM37 123V122H36ZM44 123V122H43ZM46 123V122H45ZM49 123H53V122H49ZM101 123V122H100ZM137 123V122H136ZM142 123V122H141ZM149 123H151V121L149 122ZM149 123H148V125L147 126H149ZM168 123V122H167ZM176 123V122H175ZM6 124V123H5ZM14 125H17V123L15 124V123H13ZM29 124V123H28ZM48 124V123H47ZM46 124V125H47ZM95 124V123H94ZM99 124V123H98ZM106 124V123H105ZM108 124V123H107ZM130 124V123H129ZM143 124V123H142ZM145 124H147V123H145ZM174 124V123H173ZM177 124V125H178ZM13 125V127H12V125H11V127L13 128V129H9V130H14V131H11V133L12 132H14L15 133V131L17 132V131H19V129L16 127V126H14ZM27 125V124H26ZM25 125V126H26ZM30 125V124H29ZM49 125V124H48ZM96 125V124H95ZM108 125H110V124H108ZM134 125H135V123H134ZM162 125H164V124H162ZM5 126V125H4ZM22 126V125H21ZM44 126H45V124H44ZM5 127H7V125L5 126ZM5 127H3L2 126V128H5ZM23 127V126H22ZM29 127V126H28ZM31 127V130H32V126H30ZM57 127V126H56ZM108 127V126H107ZM144 127H146V126H144ZM217 127H216V129H217ZM1 128V129H2ZM25 128V127H24ZM106 128V127H105ZM124 128V127H123ZM162 128V127H161ZM209 128V130H206V129H208ZM6 129V128H5ZM22 130H21V132L22 131H24V129L23 128H21ZM49 130H47V134L46 135H48L47 136V138H46V145H48L49 146V144L53 141V139L55 138V136L57 135H55V128H53L52 127V125L48 128ZM176 129V128H175ZM228 129V130H227ZM104 130V129H103ZM106 130V129H105ZM123 130V129H122ZM169 130V129H168ZM170 130H171V128H170ZM179 130V129H178ZM177 130V131H178ZM206 130V131H205ZM212 130V129H211ZM210 130V131H211ZM214 130V129H213ZM4 131V130H3ZM6 131H7V129H6ZM33 131V130H32ZM111 131V130H110ZM118 131H121L120 129L118 130ZM172 131V130H171ZM182 131H180V133L182 132ZM204 131H205V133H204ZM209 131V132H210ZM221 131V130H220ZM230 131V132H231ZM236 131H237V133H236ZM8 132V131H7ZM10 132V131H9ZM107 132V131H106ZM124 132V131H123ZM169 132V131H168ZM176 132V131H175ZM202 132V134H200ZM212 132V131H211ZM24 133V132H23ZM108 133H109V130H108ZM111 133V132H110ZM118 133V132H117ZM127 133V132H126ZM172 132H170V134H171ZM208 133V132H207ZM215 133L216 132H213L211 135L212 136H210L209 137V140L212 138H214L215 137ZM222 133V132H221ZM219 131L216 133V136H218V135H222ZM16 134V133H15ZM25 134V133H24ZM112 134H114V133H112ZM169 134V136H171ZM179 134V131H178V133H177V135ZM190 134V136H192ZM21 135V134H20ZM30 135H31V133H30ZM35 135V134H34ZM78 135H80V134H78ZM106 135V134H105ZM108 135V134H107ZM116 136L118 135V134H115ZM168 135V134H167ZM166 135V136H167ZM207 135V134H206ZM8 136V135H7ZM6 136V137H7ZM16 136V135H15ZM17 136H18V134H17ZM16 136V137H17ZM61 136V135H60ZM77 136V135H76ZM124 136H126V135H124ZM132 136V135H131ZM166 136H165V138H166ZM182 136V135H181ZM4 137V136H3ZM3 137H2V139H3ZM9 137V136H8ZM12 137V136H11ZM22 137V136H21ZM24 137V136H23ZM32 137V136H31ZM33 137H35V136H33ZM83 137V136H82ZM86 137V136H85ZM118 137V136H117ZM123 136H120L117 140H115L116 138H115V136H114V138H113V140H112V143H110L108 146H107V148H106V151L107 152H105L106 153V155L104 156V161H105V163L108 165V166H111L110 164H112V162L114 163V162H116V161H122V162H124V161H128L129 163H131L130 161L131 160H133V161H135L136 163H137V159L138 158H140L141 156H142V154L144 155L145 153H141V151H142V148H141V146H139V144H138V146H137V142H135V140L134 139H132V140H134V142L136 143V145H135V143L132 145V146H127L125 143H126V141H128L129 139H125V138H127V137H123ZM134 137H135V135H134ZM133 137V138H134ZM162 137H163V135H162ZM172 138H169V139H171V140H175L176 139V137H174V134H173V136H171ZM178 137V136H177ZM183 137V136H182ZM181 137V138H182ZM225 137V136H224ZM228 137V136H227ZM231 137H232V135H231ZM5 138V137H4ZM18 138V137H17ZM16 138V139H17ZM26 138V137H25ZM28 138V137H27ZM80 138V137H79ZM128 138H130V137H128ZM136 138H137V136H136ZM140 138V137H139ZM184 138V137H183ZM188 138V137H187ZM207 138V137H206ZM217 138V137H216ZM219 138V137H218ZM223 138V137H222ZM1 139V140H2ZM7 139V138H6ZM10 139V138H9ZM20 139V138H19ZM30 139V138H29ZM37 139H39V138H37ZM77 139H78V136H77ZM141 139V138H140ZM144 139V138H143ZM160 139V138H159ZM179 139V138H178ZM178 139H176V140H178ZM190 139V138H189ZM234 139V138H233ZM232 139V140H233ZM33 140V139H32ZM56 140V139H55ZM107 140H108V138H107ZM110 140V139H109ZM179 140H181V139H179ZM178 140V142H180ZM192 140V139H191ZM208 140V139H207ZM219 140V139H218ZM221 140V139H220ZM237 140V141H236ZM5 141V140H4ZM27 141V140H26ZM31 141V140H30ZM39 141V140H38ZM37 141V142H38ZM45 141L43 142L44 144L43 145H45ZM61 141H62V139H61ZM71 141H72V139H71ZM76 141V140H75ZM101 141V140H100ZM105 141H106V139H105ZM130 142H132L131 141V139L129 140ZM159 141V140H158ZM170 141V140H169ZM169 141H168V143H169ZM184 141H186V140H184ZM189 141V140H188ZM225 141V140H224ZM7 142V141H6ZM10 142H11V140H10ZM35 142V141H34ZM36 142V143H37ZM58 142H60V141H58ZM97 142V141H96ZM141 142V141H140ZM172 142V141H171ZM173 142H175V141H173ZM172 142V143H173ZM203 142V141H202ZM201 142V143H202ZM213 142V141H212ZM230 142H232V141H230ZM3 143V142H2ZM56 143V142H55ZM98 143V142H97ZM133 143V142H132ZM131 143V144H132ZM176 143V142H175ZM181 143V142H180ZM182 143H183V140H182ZM186 143V142H185ZM207 143V142H206ZM218 143V142H217ZM39 144V143H38ZM52 144V143H51ZM54 144V143H53ZM58 144V143H57ZM80 144V143H79ZM130 144V145H131ZM145 144V143H144ZM149 144H151V143H149ZM169 144H171V143H169ZM177 144V143H176ZM176 144H174V145H171L173 148H177L178 146H176ZM187 144V143H186ZM211 144V143H210ZM215 144H216V142H215ZM233 144V145H232ZM19 145V144H18ZM41 145V144H40ZM64 145H66L65 143H64ZM91 145V144H90ZM141 145V144H140ZM160 145V144H159ZM168 145V144H167ZM178 145V144H177ZM198 145V144H197ZM201 145V144H200ZM218 145H220V143L218 144ZM48 146H45V147H48ZM53 146H55V145H53ZM79 146V145H78ZM78 146H77V148H78ZM88 146V145H87ZM104 146V145H103ZM143 146H145V145H143ZM147 146V145H146ZM145 146V147H146ZM149 146H151V145H149ZM176 146V147H175ZM193 146V145H192ZM203 146V145H202ZM8 147H9V144H8ZM19 147V146H18ZM32 147V146H31ZM35 147V146H34ZM50 148H51V145L49 146ZM57 147V146H56ZM76 147V146H75ZM80 147V146H79ZM99 147V146H98ZM156 147V146H155ZM158 147V146H157ZM160 147V146H159ZM167 147H169V146H167ZM166 146H165V148H167ZM198 147V146H197ZM219 147H221V146H219ZM230 147V148H229ZM37 148V147H36ZM41 148V147H40ZM57 148H59V146L57 147ZM82 147H80L79 148V150L81 149ZM86 148V147H85ZM101 148V147H100ZM196 148V147H195ZM202 148H204V146L202 147ZM201 148V149H202ZM206 148V147H205ZM204 148V149H205ZM4 149V148H3ZM8 149V148H7ZM21 149V148H20ZM35 149V148H34ZM39 149V148H38ZM37 149V150H38ZM43 149V148H42ZM55 149V148H54ZM75 149V148H74ZM144 149V148H143ZM148 149V148H147ZM153 149H155V150H153ZM11 150V149H10ZM9 150V151H10ZM25 150V149H24ZM51 150V149H50ZM56 150V149H55ZM62 151H63V149H61ZM66 150V149H65ZM87 150V149H86ZM183 150V149H182ZM224 150V149H223ZM222 150V151H223ZM34 151V150H33ZM48 151V150H47ZM58 151H59V149H58ZM66 151H68V150H66ZM77 151V150H76ZM87 151H89V150H87ZM86 151V152H87ZM148 151V150H147ZM198 151V150H197ZM200 151V150H199ZM201 151H203V149L201 150ZM246 153V151L249 153V154H244L245 156H243V154H240V153H244V152ZM4 152V156L3 157H1L0 158V185L2 186V183L3 182H5V181H3V180H5V178L7 177V176H10V175H12V176H14V177H16L15 179L16 180H18V183H19V185L21 184V185H23V186H21L20 188H21V190H20V193H17L18 195H20L19 196V198L21 197V200L23 201V200H26V201H30V199H31V196H32V198H34L35 200L33 201V199L31 200V201H33V202H37V203H34V204H36V205H30V206H32V207H30L29 206V208L27 209V207H26V214L25 215H27L28 217H30V218H28L27 217V219H31V220H34V221H31L30 223H28V233L25 235V234H23V233H21V232H18V230L14 227H12V221H15V219H16V221H19V216H17L18 214H17V212L19 211L18 209H17V212L16 211H14L15 210V208H13L14 206H13V204H10L11 202H3V203H1L0 204V235H1V232H3L4 234L3 235H5L6 236V238H4V236H3V238H4V240H3V242L2 241H0V264H53V262L55 261L54 260V258H56V256H59V255H66L67 253H71V254H73L75 251H77V250H75L76 248H78L79 249V247L81 246V244H80V246H78L79 244L77 243V245H71L72 243H71V240H68L67 241V237L68 236H70L69 234H72L74 231H76V229H78V228H81V229H79L80 231L82 230L83 231V229H84V226L86 225H89L90 224V226H91V224H93L94 225V222H97V221H99L100 220V218H103L102 219V221L104 220V216H107V215H105V213H106V211H105V209H108L109 208V206H110V203L108 204V205H104V203H103V205L106 207V208H104V211H103V213H104V215H103V213L101 214H98V215H100V218H99V216H95L94 215V209L96 210L97 208H91L90 206V209L89 210H84V211H80V212H76L75 213V215L70 219V220H66V222H64V223H60L59 222V220L57 221L59 224H56L55 225V227H56V229L58 230V231H53V233H59V231H60V233H61V236L57 233V234H55V235H53V233H51V234H49V235H47V237L45 238V236H46V234H44L45 232H46V230H42V231H44V232H40V234H41V236L43 235H45L44 237L42 236V239H40L41 238V236H40V234H38L39 232H38V230H40V228H41V226H42V221H44L45 220V218L47 219V216H46V214H48L47 212H46V209H47V207H45L46 206V204L47 203H50V204H52L51 202H49V200L50 201H52V202H55V199L53 198V197H51V198H49V199H47L48 197L47 196H50L51 194H52V192L54 191L53 189L55 188V185H54V188H53V185H52V187H51V185H49L50 186V188H48L49 190L51 189V188H53L52 190H48L49 192H47V191H45L46 189H45V187H39V188H35L34 186H35V184L33 185H30L31 184V181H29L30 179H32V178H30V170H28V168H27V166L25 167V165H24V163L23 164H19V165H16V166H11V167H9V169L5 166L6 164H13L14 163V165H15V161L16 160H14V157H15V155L12 153H9L8 151L6 152V151H3ZM30 152V151H29ZM32 152V151H31ZM40 152V151H39ZM49 152V151H48ZM60 152V151H59ZM58 152V153H59ZM101 152V151H100ZM146 152V151H145ZM188 152V151H187ZM187 152H185V153H187ZM193 152V151H192ZM204 152H205V150H204ZM1 153V152H0ZM38 153V152H37ZM53 153V152H52ZM57 153V152H56ZM61 153V152H60ZM79 153V152H78ZM82 153V152H81ZM94 153V152H93ZM30 154V153H29ZM33 154V153H32ZM67 154V153H66ZM70 154V153H69ZM154 154H156V156L154 155ZM236 154H238V155H242V157H240V156H238V155H236ZM47 155V154H46ZM58 154H56L54 157H58L57 156ZM68 155V154H67ZM85 155V154H84ZM91 155V154H90ZM148 155V154H147ZM146 155V156H147ZM150 155V156H151ZM194 155H195V153H194ZM193 155V156H194ZM205 155V154H204ZM235 155L238 157V158H235L234 159V157H235ZM32 156V155H31ZM35 156H36V154H35ZM79 156V155H78ZM145 156V155H144ZM18 157V156H17ZM46 157V156H45ZM49 157V156H48ZM54 157H52V159H54ZM72 157V156H71ZM199 157V156H198ZM204 157V156H203ZM35 158V157H34ZM67 158V157H66ZM69 158V157H68ZM73 158V157H72ZM80 158H81V155H80ZM80 158H79V160H80ZM153 158V159H154ZM196 158V157H195ZM205 158V157H204ZM8 159V161H7V163H6V160ZM24 159V158H23ZM33 159V158H32ZM36 159H37V157H36ZM46 159H48V158H46ZM56 159V158H55ZM141 159H143V156H142V158ZM153 159L151 160L152 162H153ZM181 159V160H180ZM43 160V159H42ZM45 160V159H44ZM44 160H43V162H44ZM63 160V159H62ZM216 160L218 161L217 162V164H218V166L217 165H212L213 167H214V170L213 171H208V168H206L208 165L210 166L212 163H215L216 162ZM220 160V161H219ZM240 160V164H238V161ZM242 160V161H241ZM33 161V160H32ZM37 162H38V159L36 160ZM70 161V160H69ZM73 161V160H72ZM72 161H71V163H72ZM78 161V160H77ZM83 161H84V159H83ZM98 161H99V159H98ZM104 161H103V163H104ZM148 161H150V160H148ZM147 161V162H148ZM150 161V163H152ZM22 162H24V161H22ZM21 162V163H22ZM26 162V161H25ZM36 162V163H37ZM43 162L42 161H40V159H39V166H41V164H43ZM94 162V161H93ZM97 162V161H96ZM143 162H144V159H143ZM146 162V163H147ZM192 162H195V163H193L194 165L192 166L191 164H192ZM53 163V162H52ZM55 163V162H54ZM101 163V162H100ZM125 163V162H124ZM135 163V164H136ZM141 163H142V161H141ZM145 163V162H144ZM211 163V164H210ZM16 164H18V163H16ZM35 164V163H34ZM49 164V163H48ZM75 164V163H74ZM85 164V163H84ZM91 164V163H90ZM115 164V163H114ZM134 164V163H133ZM58 166V164L56 163L55 164V166ZM80 165V164H79ZM83 165V164H82ZM81 165V166H82ZM85 165H87V164H85ZM113 165V164H112ZM115 165H117V163L115 164ZM130 165V164H129ZM150 165V164H149ZM35 167H36V165H34ZM43 166V165H42ZM100 166V165H99ZM98 166V167H99ZM137 166V165H136ZM143 166V165H142ZM208 166V167H209ZM217 166V167H216ZM13 167V168H12ZM46 167V166H45ZM92 167H94V166H92ZM104 167V166H103ZM112 167V166H111ZM120 167V166H119ZM128 167V166H127ZM130 167H132V166H130ZM141 167V166H140ZM151 167V168H152ZM12 168V169H11ZM54 168H56V167H54ZM53 168V169H54ZM60 168V167H59ZM69 168V167H68ZM78 169H79V167H77ZM76 168V169H77ZM84 168V167H83ZM88 168V167H87ZM91 168V167H90ZM100 168V167H99ZM115 168V167H114ZM118 168V167H117ZM126 168V167H125ZM129 168V167H128ZM133 169H134V165H133V167H132ZM137 168V167H136ZM144 168H146L145 167V165H144ZM30 169V168H29ZM57 169H58V167H57ZM72 169V168H71ZM106 169V168H105ZM101 170V169H97V171L96 172H93L91 175H89V181H88V183H85L84 182V184H88V186H87V188L89 189V191L91 190L92 192H93V190L94 191H100L101 189H108L109 187H110V185H111V183H112V181H111V176L109 175V172H107V170ZM107 169H109L108 171H112V169L111 168H107ZM139 169V168H138ZM141 169V168H140ZM166 169V170H165ZM213 169V168H212ZM33 170H35V168L33 169ZM56 170V169H55ZM98 170H100V171H98ZM114 170V169H113ZM115 170H117V169H115ZM125 170H130V169H125ZM125 170H124V172H125ZM150 169H148V171H147V175H149L148 174V172L150 173L151 171H149ZM40 171V170H39ZM53 171V170H52ZM80 171V170H79ZM83 171V170H82ZM89 171V170H88ZM126 171V172H127ZM56 172H57V170H56ZM59 172V171H58ZM68 172V171H67ZM75 172H76V170H75ZM81 172V171H80ZM84 172V171H83ZM120 172H122V171H120ZM154 172V173H153ZM48 173V172H47ZM51 173V172H50ZM64 173V172H63ZM129 173V172H128ZM127 173V174H128ZM138 173H140V171L138 172ZM141 173H142V171H141ZM158 173H160V172H158ZM162 173V172H161ZM39 174V173H38ZM69 173H67V175H68ZM81 174V173H80ZM83 174V173H82ZM135 174V173H134ZM144 174V173H143ZM152 174H151V176H152ZM58 175V174H57ZM70 176H68V177H66V179L65 180H67V183L70 185V184H72L73 183V181H75V180H77L76 178L78 177V175H76V174H69ZM84 175V174H83ZM123 175V174H122ZM126 175V174H125ZM137 175V174H136ZM145 175V174H144ZM49 176V175H48ZM52 176V175H51ZM77 176V177H76ZM80 176V175H79ZM120 176H121V174H120ZM129 176H130V174H129ZM141 177H140V180H141V178H142V175H140ZM146 176V175H145ZM164 176H165V174H164ZM88 177V176H87ZM131 177V176H130ZM130 177H129V181L132 179H130ZM136 177V176H135ZM157 177H158V175H157ZM218 177V178H217ZM59 178V177H58ZM128 178V177H127ZM147 178V177H146ZM163 178V177H162ZM162 178L161 179H159V178H156V179H159V180H162ZM165 178H168V177H165ZM164 178V179H165ZM214 178L216 179H219V180H217L216 182H212L211 183V179H213L214 180ZM40 179V178H39ZM38 179V180H39ZM87 179V178H86ZM124 179H126V177H124ZM139 179V178H138ZM150 179H153V185L151 184V186H153L152 188H154L153 190H156L157 191V195L155 196V198H153V200H149V201H144L146 204V206L145 207H143V208H140L139 209V212H137V214H136V218H138V219H133V217H131L132 218V220H136L135 221V224H134V222H133V226L130 228V231L129 230H127V231H129V232H125V230H124V228H123V230H121L122 229V227H120L119 228V230H118V235L116 234V237H117V241L119 240L120 242H122L123 244H125V246L127 247V246H129L130 248H132V247H136L137 248V250L138 251H141L142 249H144L145 250V248L144 247H149L151 244H156L157 242H159V239H160V242L161 241H163L162 240V237L164 238L165 237V234H166V232H167V228L168 227H166V218H165V215L167 214V212H166V209H167V207L168 206H170L169 205V203L167 202L166 203V201L168 200V199H165V197H166V194L168 193H170L171 191V189H173L174 187V189L176 190V185L174 184V183H172L173 181L171 180H169V179H167L168 181H170L171 182V184L172 185H170L169 186V184H167V182H161V181H159V182H161V183H166L165 184V186H167V187H165V186H160V185H162V184H160V183H158V184H160V185H158L159 187H154V185H155V182H154V179H155V176H154V178L152 177V178H150ZM149 178L148 179H146L147 181L148 180H150ZM163 179V180H164ZM194 179V180H193ZM16 180H14V181H16ZM52 180V179H51ZM59 180V179H58ZM61 180V179H60ZM118 180V179H117ZM128 180V179H127ZM126 180V181H127ZM166 180V181H167ZM192 180H193V182H192ZM8 181H9V178H8ZM7 181V182H8ZM49 181V180H48ZM83 181V180H82ZM114 181V180H113ZM123 181V180H122ZM125 181V182H126ZM136 181V180H135ZM134 181V182H135ZM10 182V181H9ZM36 181H34L33 183H35ZM53 182V181H52ZM78 182V181H77ZM87 182V181H86ZM115 182H116V180H115ZM132 182H133V180H132ZM138 182V181H137ZM142 182H144V180L142 181ZM146 182V181H145ZM151 182V183H152ZM197 182V183H196ZM28 183H29V185H28ZM59 183H62V182H59ZM79 183V182H78ZM127 183H128V181H127ZM195 183L197 184V186L195 185ZM237 183H241L240 184V187L239 188H236V187H238L239 185L237 184ZM4 184V183H3ZM16 184V183H15ZM56 184V183H55ZM67 184V185H68ZM83 184V183H82ZM112 184H114V183H112ZM125 184V183H124ZM123 184V185H124ZM135 183H133V185H134ZM143 184V183H142ZM145 184V183H144ZM147 184H148V182H147ZM183 184V183H182ZM182 184H180V185H182ZM189 184V185H188ZM6 185V184H5ZM9 185H10V187L12 186L11 185V182H10V184H8L7 186H5L4 188H5V190H4V193L2 192L1 194L3 195V197H4V199H6L7 197L6 196H8V195H11L12 193H11V189H9ZM59 185H61V184H59ZM73 185V184H72ZM80 185H81V183H80ZM126 185V184H125ZM128 185V184H127ZM126 185V186H127ZM137 184H135V187H133L132 186V184H131V186H132V189H130L129 188V186H128V188H129V192H128V190H127V193H128V195H129V197H130V194H131V197H132V199H133V196H136V193H134V192H136V190L137 189H139L138 188V186H136ZM192 185V186H191ZM235 185H238V186H236L235 187ZM4 186V185H3ZM18 186V185H17ZM43 186V185H42ZM49 186H46V187H49ZM63 186H64V183H63ZM78 186V185H77ZM113 186V185H112ZM122 186V185H121ZM120 186V187H121ZM125 186V187H126ZM150 186V185H149ZM182 186H184V185H182ZM193 186H196V187H193ZM242 186V187H241ZM13 187H14V184H13ZM34 187V188H33ZM67 187V186H66ZM70 187H72V186H70ZM141 187H143L142 185H141ZM145 187H148V186H145ZM186 187V186H185ZM187 187V188H188ZM192 187V188H191ZM235 187V188H234ZM1 188V187H0ZM12 188V187H11ZM20 188H18V189H20ZM111 188V187H110ZM135 188V189H134ZM137 188V189H136ZM149 188V187H148ZM156 188V189H155ZM181 188V187H180ZM196 188V189H195ZM240 188H243V189H240ZM2 189H3V187H2ZM13 189V188H12ZM45 189V190H44ZM76 189H78V188H76ZM75 189V190H76ZM83 189H85V186H84V188ZM168 189H170V190H168ZM183 189H185V188H183ZM236 189H239V190H236ZM254 189H256V191H253ZM9 190V191H8ZM14 190V189H13ZM37 190V191H36ZM38 190H42V191H38ZM56 190V189H55ZM87 190V189H86ZM125 190V188H124V190L123 191H126ZM134 190V191H133ZM143 190V189H142ZM152 190V189H151ZM181 190H182V188H181ZM236 190V192L238 191H240V193H239V195H237L236 196V194L234 193V191ZM3 191V190H2ZM15 191V190H14ZM13 191V193H15ZM18 191V190H17ZM52 191V192H51ZM66 191V190H65ZM64 191V192H65ZM82 190L80 189V192H81ZM85 191V190H84ZM110 191V190H109ZM121 191V190H120ZM139 191H141V190H139ZM138 190H137V192H139ZM144 191H145V189H144ZM178 191V190H177ZM187 191H188V189H187ZM186 191V192H187ZM191 191V190H190ZM190 191H189V193H190ZM197 191H200V190H197ZM241 191L243 192V193H241ZM55 192H57V191H55ZM63 192V193H64ZM86 192V191H85ZM92 192H91V194H92ZM155 192V191H154ZM174 192V191H173ZM181 192H183V191H181ZM180 192V193H181ZM192 192V191H191ZM237 192V193H238ZM9 193H11V194H9ZM78 192H76V191H74V190H70L69 191V189H68V192L66 193H64L63 195H62V198H61V200H59L58 199V201H59V203H60V205H62V204H67L68 203V205H70L71 203H73L74 201H75V199L78 197V194H77ZM97 193V192H96ZM100 193H101V191H100ZM113 193V192H112ZM125 193V192H124ZM142 193H143V191H142ZM188 193V194H189ZM193 193V192H192ZM199 193V192H198ZM233 193H234V195H233ZM80 194V193H79ZM103 194V193H102ZM117 194V193H116ZM122 194H123V192H122ZM121 194V195H122ZM132 194H134L133 196H132ZM138 194V193H137ZM141 194V193H140ZM140 194H139V196H140ZM156 194V193H155ZM175 194V193H174ZM173 194V195H174ZM182 194H184V193H182ZM191 194V193H190ZM200 194V193H199ZM199 194H196V196L198 195L199 196ZM217 194V195H216ZM254 194V195H253ZM36 195V196H35ZM110 195V194H109ZM120 195V196H121ZM124 195V194H123ZM170 195V194H169ZM176 195V194H175ZM253 195V196H252ZM33 196H35V197H33ZM111 196V195H110ZM118 196V195H117ZM154 196V195H153ZM186 196H187V193H186ZM185 196V197H186ZM193 196L195 197V191H194V193H193ZM192 196V197H193ZM197 196V197H198ZM221 196V197H220ZM251 196H252V198H251ZM9 197V200H10V196H8ZM40 197V198H39ZM57 197V196H56ZM80 197V196H79ZM78 197V198H79ZM97 197V196H96ZM125 197V199H127L126 198V196H124ZM137 197H138V195H137ZM137 197H135L133 200H134V202H136L138 199H136ZM149 197V196H148ZM151 197V196H150ZM171 197V196H170ZM175 197V196H174ZM182 197H183V195H182ZM202 197H200V199L202 198ZM218 197H220V198H218ZM223 197V198H222ZM15 198V197H14ZM13 198V199H14ZM39 198V199H38ZM112 199V202H111V204H113V205H115V207L117 208V209H119V213H120V211H122L123 209H125V206H126V200L124 201L123 200V198H121V197H111ZM142 198V197H141ZM178 198V197H177ZM255 198H256V196H255ZM255 198H254V200H251V202L252 203H255ZM28 199V200H27ZM79 199H82V198H79ZM151 199V198H150ZM170 199V198H169ZM176 199V198H175ZM174 199V200H175ZM188 199V198H187ZM192 199H194V200H196L195 198H192ZM221 199H222V201H221ZM257 199V200H258ZM15 200H17V198L16 199H14V201ZM39 200H42L43 202H41L40 203V201L38 202ZM78 200V199H77ZM104 200V199H103ZM109 200V199H108ZM136 200V201H135ZM143 200V199H142ZM146 200H148V199H146ZM171 200V199H170ZM86 201V200H85ZM172 201V200H171ZM184 201V200H183ZM188 201H189V199H188ZM24 202V201H23ZM32 202V203H33ZM87 202V201H86ZM95 202H96V199H95ZM98 202V201H97ZM130 202V201H129ZM185 202H187L186 200H185ZM190 202H191V204H192V200L190 199ZM195 202V201H194ZM222 202V203H221ZM250 202V204H252ZM9 203V204H8ZM16 203V202H15ZM31 203V204H32ZM57 203V202H56ZM77 203H78V201H77ZM85 203V202H84ZM83 203V204H84ZM92 203V202H91ZM90 203V204H91ZM107 203V202H106ZM137 203V202H136ZM135 203V204H136ZM17 204V203H16ZM22 204V203H21ZM38 204V205H37ZM58 204V203H57ZM82 204V206H84ZM89 204V203H88ZM93 204V203H92ZM91 204V205H92ZM97 204V203H96ZM190 204V207L192 206ZM195 204V203H194ZM197 204V203H196ZM249 204V205H250ZM257 204V203H256ZM263 204V203H262ZM27 205V204H26ZM60 205H58V206H60ZM78 205V204H77ZM80 205V204H79ZM102 205V204H101ZM102 205V206H103ZM140 205H142V204H140ZM173 205V204H172ZM189 205V204H188ZM198 205V204H197ZM253 205V204H252ZM18 206V205H17ZM47 206H49V205H47ZM66 206V205H65ZM73 206V205H72ZM71 206V207H72ZM81 206V207H82ZM102 206H100V204H99V206H98V208L99 207H102ZM103 206V207H104ZM133 206V205H132ZM131 206V207H132ZM143 206H144V204H143ZM175 206V205H174ZM201 206V205H200ZM257 206V205H256ZM258 206H260L259 205V203H258ZM263 206V205H262ZM23 207V206H22ZM69 207V206H68ZM75 207H76V205H75ZM97 207V206H96ZM114 206H113V209L115 208ZM129 207V206H128ZM130 207V208H131ZM137 207H138V205H137ZM189 207V208H190ZM264 207V206H263ZM53 208V207H52ZM55 208V207H54ZM86 208V207H85ZM112 208V206H110V208L109 209H111ZM115 208V209H116ZM127 208V207H126ZM174 208V207H173ZM193 208H194V206H193ZM199 208V207H198ZM200 208H202V207H200ZM209 208H211V207H209ZM208 208V209H209ZM253 208H254V205H253V207H252V209H251V206H250V208H249V212L252 210L253 211ZM256 208V207H255ZM255 208H254V210H255ZM262 208V207H261ZM23 209V208H22ZM71 209V208H70ZM74 209V208H73ZM132 209V208H131ZM195 209H196V207H195ZM195 209H194V211H195ZM251 209V210H250ZM257 209V208H256ZM76 210V209H75ZM102 210H103V208L101 209L100 208V211L102 212ZM133 210H135L134 209V207H133ZM192 210V209H191ZM216 210H219L218 208L216 209ZM61 211H62V209H61ZM98 212H99V210H97ZM96 211V212H97ZM117 210H115V212H116ZM124 211V210H123ZM129 212H130V210H128ZM172 211V210H171ZM185 211V210H184ZM194 211L192 210V218H193V221H195V223L197 222V220L198 219H196L197 217H196V214L194 213ZM207 211V210H206ZM256 211V210H255ZM16 212V213H15ZM21 212H22V210H21ZM54 212L56 213V210L55 209H53L52 210V212L51 213H53V216H55L54 215ZM69 212V211H68ZM75 212V211H74ZM125 212V211H124ZM166 212V213H165ZM175 212V211H174ZM180 212H182V211H180ZM208 212V211H207ZM246 212V213H245ZM49 213H50V211H49ZM50 213V214H51ZM109 213V212H108ZM113 213H114V211H113ZM118 213V212H117ZM133 213V212H132ZM188 213H190V211L188 212ZM195 214V216H194V214ZM201 213V212H200ZM199 213V214H200ZM216 213V214H215ZM227 213H228V215H227ZM264 213V212H263ZM15 214H17V215H15ZM22 214H24V213H22ZM71 214V213H70ZM69 214V215H70ZM94 216H93V215ZM123 214V213H122ZM127 214V213H126ZM181 214V213H180ZM187 214V213H186ZM212 214V215H213ZM219 214V215H218ZM223 215V217H222V215ZM248 215V216H245V215ZM253 214V213H252ZM25 215H24V217H25ZM72 215H73V212H72ZM113 215V214H112ZM116 215V214H115ZM129 215V214H128ZM127 215V216H128ZM135 215V214H134ZM173 215V214H172ZM189 215H191V214H189ZM206 215V214H205ZM220 215H221V217H220ZM225 215H226V220H225ZM260 215V214H259ZM20 216H21V213H20ZM109 216V215H108ZM118 216V215H117ZM126 216V215H125ZM132 216V215H131ZM164 216V217H163ZM167 216V215H166ZM210 216V215H209ZM252 216V215H251ZM258 216V215H257ZM262 216H264V214L262 215ZM22 218H24L23 216H21ZM49 217V216H48ZM120 217V216H119ZM173 217V216H172ZM211 218H212V216H210ZM254 217V216H253ZM19 218V219H18ZM109 218V217H108ZM117 218V217H116ZM121 218V217H120ZM127 218V217H126ZM126 218H125V220H126ZM135 218V217H134ZM162 218H164V219H162ZM206 218V217H205ZM262 218H264V217H262ZM25 219H26V217H25ZM26 219V220H27ZM50 219H51V217H50ZM67 219H68V217H67ZM98 219V220H97ZM119 219V218H118ZM121 219H123V217L121 218ZM128 219V218H127ZM253 219V218H252ZM49 220V219H48ZM48 220H46V221H48ZM97 220V221H96ZM128 220H130L131 221V219H130V217H129V219ZM128 220H126L127 222H129ZM200 220V219H199ZM246 220V221H245ZM261 220V219H260ZM15 221V222H16ZM21 221H24V220H21ZM30 221V220H29ZM46 221L43 223L44 224V227H45V223H46ZM62 221V220H61ZM106 221V220H105ZM123 221V220H122ZM124 222L125 224L127 223V222ZM168 221V220H167ZM175 221V220H174ZM183 221V220H182ZM193 221L192 222H189V223H193ZM28 222V221H27ZM51 222V221H50ZM56 222V223H57ZM101 222V221H100ZM115 222V221H114ZM204 222V221H203ZM208 222V221H207ZM217 222H219V223H217ZM226 222V223H225ZM260 222V221H259ZM16 223H18V222H16ZM21 223V222H20ZM108 223V222H107ZM106 223V224H107ZM131 223V222H130ZM129 223V224H130ZM194 223V224H195ZM264 223V222H263ZM22 224V223H21ZM21 224H20V226H21ZM52 224H54V223H52L51 222V225H48V227H51V228H53V229H51V228H48V227H46V228H48V229H50L48 232L50 233V231L51 230H54V228L55 227H52L53 225ZM99 224V223H98ZM103 224V223H102ZM105 224V225H106ZM114 224V223H113ZM129 224H128V226H129ZM170 224H172V223H170ZM176 224H177V222H176ZM215 224V225H216ZM261 224V223H260ZM25 225V224H24ZM110 225H112V224H110ZM121 225V224H120ZM178 225V224H177ZM189 225V224H188ZM199 225V224H198ZM216 225V226H217ZM47 226V225H46ZM85 226V227H86ZM95 226V225H94ZM93 226V227H94ZM100 226H101V224H100ZM99 226V227H100ZM109 226V225H108ZM122 226V225H121ZM124 226V225H123ZM170 227L172 226V225H169ZM175 226V225H174ZM193 226V225H192ZM209 226H208V228H209ZM223 226H222V228H223ZM22 227H23V225H22ZM106 227V226H105ZM112 227V226H111ZM124 227H126V226H124ZM193 227H196V225H194ZM205 227V226H204ZM206 227H207V225H206ZM211 227V226H210ZM212 227H211V230H212ZM219 227V226H218ZM83 228V229H82ZM101 228V227H100ZM114 228V227H113ZM200 228H202V227H200ZM12 229H14V231H12ZM17 230V232H16V230ZM44 229V228H43ZM90 229V228H89ZM94 229V228H93ZM116 229V228H115ZM114 229V230H115ZM185 229V228H184ZM210 229V228H209ZM208 229V230H209ZM228 229V228H227ZM227 229H226V231H227ZM229 229H230V227H229ZM264 229V228H263ZM26 230V231H27ZM78 230V231H79ZM88 230V229H87ZM99 230V229H98ZM97 230V231H98ZM113 230V231H114ZM171 230V229H170ZM169 230V231H170ZM179 230H181V229H179ZM204 230V233H205V231L207 232L208 230H205V228L203 229ZM5 231V232H4ZM77 231V232H78ZM81 231V232H82ZM91 231V230H90ZM176 231L178 232V230L176 229ZM175 231V232H176ZM48 232H46V233H48ZM76 232V233H77ZM87 232V231H86ZM96 232V231H95ZM173 232V231H172ZM186 232V231H185ZM263 232V231H262ZM39 235V236H37V234ZM93 233V232H92ZM117 233V232H116ZM171 233V232H170ZM180 233V232H179ZM191 233V232H190ZM227 233V232H226ZM83 234V233H82ZM114 234V233H113ZM169 233H167V235H168ZM176 234V233H175ZM241 234H242V236H241ZM264 234V233H263ZM56 235H58V236H56ZM78 235V234H77ZM93 235V234H92ZM170 235V234H169ZM168 235V236H169ZM178 235V234H177ZM191 234H189V236H190ZM73 236H75V235H73ZM109 236V235H108ZM192 236V235H191ZM231 236V235H230ZM40 237V238H39ZM58 237V238H57ZM110 237V236H109ZM170 237V236H169ZM177 237V236H176ZM179 237H180V235H179ZM225 237H227V234L225 235ZM263 237V236H262ZM67 238V239H66ZM111 238V237H110ZM113 238V237H112ZM178 238V237H177ZM182 238V237H181ZM185 238V237H184ZM193 238V237H192ZM205 238V237H204ZM2 239V238H1ZM47 239V240H46ZM72 239V238H71ZM109 239V238H108ZM186 239V238H185ZM188 239V238H187ZM195 239V238H194ZM257 239V240H256ZM262 239V238H261ZM45 240V241H44ZM76 240H77V238H76ZM172 240V239H171ZM198 240V239H197ZM197 240H196V242H197ZM200 240V239H199ZM262 240H264V239H262ZM261 240V241H262ZM110 241V240H109ZM108 241V242H109ZM165 241V240H164ZM168 241V240H167ZM166 241V242H167ZM172 241H174V240H172ZM180 241V240H179ZM189 242H190V240H188ZM204 241V240H203ZM226 241V242H225ZM260 241V242H261ZM2 242V243H1ZM113 242V241H112ZM169 242H171V241H169ZM178 242V241H177ZM193 242V241H192ZM200 242V241H199ZM205 242V241H204ZM264 242V241H263ZM4 243V244H3ZM71 243V244H70ZM79 243H81V242H79ZM84 243V242H83ZM110 244H112L111 242H109ZM109 243H108V245H109ZM121 243V244H122ZM163 243V242H162ZM161 243V244H162ZM191 243V242H190ZM198 243V242H197ZM164 244V243H163ZM196 244V243H195ZM201 244V243H200ZM203 244V243H202ZM84 245V244H83ZM119 245V244H118ZM117 245V246H118ZM160 245V244H159ZM173 245V244H172ZM191 245V244H190ZM38 247V249H37V253H38V255H36L37 253H35V255H34V249H35V247ZM74 246V252L72 253V247ZM78 246V247H77ZM112 246H114V245H111V247ZM122 246V245H121ZM163 246V245H162ZM180 246V245H179ZM192 246V245H191ZM212 246V245H211ZM264 246V245H263ZM76 247V248H75ZM106 247V246H105ZM109 247V246H108ZM128 247V248H129ZM152 247V246H151ZM155 247H156V245H155ZM160 247V246H159ZM169 247V246H168ZM182 247V246H181ZM185 247V246H184ZM204 247V246H203ZM202 247V248H203ZM260 247V246H259ZM82 248H84V246L82 247ZM110 248V247H109ZM108 248V249H109ZM114 248V247H113ZM140 248V249H139ZM153 248V247H152ZM170 248V247H169ZM171 248H172V246H171ZM174 248V247H173ZM180 248V247H179ZM183 248V247H182ZM215 248H213V249H215ZM264 248V247H263ZM68 249H71V250H69V252H68ZM107 249V250H108ZM119 249V248H118ZM120 249H121V247H120ZM125 249V248H124ZM168 249V248H167ZM175 249H176V247H175ZM201 249V248H200ZM82 250V249H81ZM80 250V251H81ZM86 250V249H85ZM114 250V249H113ZM129 250V249H128ZM135 250V249H134ZM164 250V249H163ZM173 250V249H172ZM178 250V249H177ZM203 250V249H202ZM209 250H210V248H209ZM218 250V251H217ZM115 251V250H114ZM125 251V250H124ZM124 251H122V252H124ZM143 251V250H142ZM148 251H150V250H148ZM164 251H166V250H164ZM168 251V250H167ZM197 251H199V250H197ZM205 251H208V250H205ZM212 251V250H211ZM214 251V250H213ZM78 252V251H77ZM99 252V251H98ZM100 252H102V251H100ZM107 252V251H106ZM111 252V251H110ZM120 252H121V250H120ZM119 252V253H120ZM121 252V253H122ZM129 252V251H128ZM127 252V250H126V252H124V253H126V255L127 254H129ZM130 252H131V250H130ZM147 252V251H146ZM172 251H169V253H171ZM202 252V251H201ZM259 252V251H258ZM261 252H262V250H261ZM113 253H115V252H113ZM118 253V252H117ZM120 253V254H121ZM123 253V254H124ZM142 253V252H141ZM166 253V252H165ZM168 253V254H169ZM177 253V252H176ZM195 253V252H194ZM199 253V252H198ZM207 253V252H206ZM210 253V252H209ZM107 254H109V253H107ZM107 254H106V256H107ZM135 254V253H134ZM150 254V253H149ZM167 254V253H166ZM179 254V253H178ZM177 254V255H178ZM183 254V253H182ZM196 254H197V252H196ZM68 255V254H67ZM99 255V254H98ZM105 255V254H104ZM122 255V254H121ZM125 255V254H124ZM131 255V254H130ZM141 255H143V254H141ZM140 255V256H141ZM146 255V254H145ZM176 255V256H177ZM207 255V254H206ZM82 256V255H81ZM102 256V255H101ZM100 256V257H101ZM109 256V255H108ZM112 256V255H111ZM116 256H118V257H115L114 258V260L116 261V263L114 262V264H129V260H130V262H131V260H133V257H135L136 258V261L137 260H141L140 258H139V255L138 254H136V255H134L133 257H122V256H120L119 254L118 255H116ZM173 256V255H172ZM193 256V255H192ZM69 257V256H68ZM72 257H73V255H72ZM119 257H122L123 258V260L121 259H119L121 262H117V261H119V260H117ZM144 258H145V256H143ZM161 257H162V254H161ZM170 257V256H169ZM179 257V256H178ZM189 257V256H188ZM201 257V256H200ZM208 257V256H207ZM63 258V257H62ZM61 258V259H62ZM75 258H77V257H75ZM102 258V257H101ZM100 258V259H101ZM106 258V257H105ZM111 258V257H110ZM125 258H126V260H125ZM166 258V257H165ZM174 258V257H173ZM180 258V257H179ZM182 258V257H181ZM196 258V257H195ZM205 258V257H204ZM58 259V258H57ZM69 259V258H68ZM72 259V258H71ZM79 259V258H78ZM99 259V258H98ZM129 259V260H128ZM176 259V258H175ZM189 259V258H188ZM202 259V258H201ZM70 260V259H69ZM75 260V259H74ZM164 260V259H163ZM166 260V259H165ZM169 260V259H168ZM178 260H180V259H178ZM191 260V259H190ZM73 261V260H72ZM76 261V260H75ZM81 261V260H80ZM84 261V260H83ZM101 261H102V259H101ZM100 261V262H101ZM111 261V260H110ZM109 261V263H111L112 264V261L110 262ZM141 261H143V260H141ZM158 261H160V263H161V258H160V260L158 259ZM157 261V262H158ZM186 261V260H185ZM193 261V260H192ZM97 262H99V261H97ZM108 262V261H107ZM134 262V261H133ZM139 262V261H138ZM66 263H67V261H66ZM65 263V264H66ZM88 263V262H87ZM87 263H85V264H87ZM96 263V262H95ZM106 263V262H105ZM108 263V264H109ZM132 263V262H131ZM135 263V262H134ZM156 263V262H155ZM169 263V262H168ZM78 264H81V263H78ZM83 264V263H82ZM92 264V263H91ZM100 264H102V262L100 263ZM107 264V263H106ZM136 264H137V262H136ZM139 264H141V262H139ZM162 264H165V263H162ZM170 264V263H169ZM177 264V263H176ZM202 264V263H201Z\"/></svg>","mask_w":264,"mask_h":264}]
</instances>
